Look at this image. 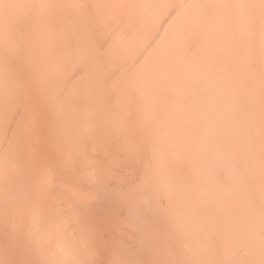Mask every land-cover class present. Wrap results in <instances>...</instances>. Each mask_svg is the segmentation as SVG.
<instances>
[{
    "label": "bare ground",
    "instance_id": "obj_1",
    "mask_svg": "<svg viewBox=\"0 0 264 264\" xmlns=\"http://www.w3.org/2000/svg\"><path fill=\"white\" fill-rule=\"evenodd\" d=\"M67 16H68V19H71L72 22L75 21L73 22L74 23L73 28L71 26V22L68 19H67L68 21L63 20ZM75 18H77V20H75ZM78 18L82 22L78 21ZM84 21L90 22V24H91V21H93L92 26L95 25L93 26V28L96 30V27H98L96 32L99 38L98 37L96 38L97 35H94L96 34L94 29L93 30L89 29L91 28V25L89 23H88L89 25L84 24ZM69 22H70V26L67 25L69 24ZM76 22L77 24L75 25ZM65 24L68 26L69 29L71 28L70 32L68 29L67 30L64 29V26H66ZM80 24L82 26L88 25L86 26V28L90 32L86 30V32L81 33V31H85L86 28L84 26L85 29L83 28L81 31H79L82 28V26L81 28H79ZM104 25H105V28H104ZM106 25H108V28ZM111 25L113 29L111 28ZM100 26H103L104 30L107 29L106 30L107 32L111 31L110 32L111 34L109 35L110 37L104 36V34L106 36L108 34H106L107 32L104 33L105 31L104 30L102 31V28H100ZM55 27H58L60 30L59 31L55 30L56 29ZM61 30L64 31L65 34H63ZM98 30L102 31L101 35L98 34L99 33ZM67 32H69V34H67ZM85 33L88 35L86 36ZM89 34L94 35V36L90 35L91 36L90 40L88 39ZM31 35L34 37L31 38ZM111 35H113L112 37H115V38L112 39ZM29 36L31 39L29 38ZM83 36L85 39L83 38ZM101 36L102 37L104 36L105 38L103 39ZM100 37L102 39H100ZM35 38H36V41H35ZM93 38L95 40L97 39L96 41L98 42L93 41L95 43H92V40H94ZM109 38L112 41L108 40ZM67 40H68V43L70 42L69 44L66 42ZM107 40H108V43L109 42L111 43V45L114 44L113 45L114 47L111 46L110 43L109 44L105 43L106 45L108 44L106 46L104 42L105 41L107 42ZM32 41L34 43L30 44V42ZM59 41L63 44H61ZM85 41H87L86 43L88 44L90 42V44L89 45L86 44ZM100 41L103 42V46L105 45V47L102 46V43ZM99 42L101 46L99 45ZM64 44L67 46H65ZM32 45H34V48L36 47L37 48L33 49L34 51L31 48L33 52L30 50L32 54H29L30 52L28 50L30 47H32ZM60 45H62V47L64 46V48L63 49L62 47L59 48ZM68 45H70L71 47L69 46L70 47L69 48ZM92 45L93 46L95 45V47L97 46L96 49L98 50H96L95 47H93ZM27 46H30V47L28 48ZM26 48H28L27 49L28 52H25ZM72 48L75 50V52L73 51ZM99 48H100V51L102 52L103 51L105 52L104 48H106L107 51L108 49L111 48V51L110 52L108 51L109 53L107 54V56L104 55L106 56V59H103L105 60V63L103 65L100 63H96L97 65L96 64L92 65L91 63L97 62V60H99L98 58H100V56L103 58L104 56L102 55L106 53V52L105 53L103 52L102 54L101 52H99ZM92 49H95V50L93 51ZM57 51H62L63 53L65 51L64 54H66L65 56L67 57H65L62 52H60L61 53L60 54V53H57ZM96 51L99 52V53H96L97 55L95 54ZM66 52L67 53L69 52V54L67 55ZM56 53L59 55L58 58L56 56L57 55ZM21 54L22 55L25 54V55H23L22 57ZM52 54L55 55L56 59L52 57L53 56ZM32 55L34 58L36 57L35 59L38 60V63L41 64L40 61H42V64L41 65L39 64L40 66H42L41 70L39 69L40 66L38 65V63H36L37 61L33 59ZM62 55L65 57V60L68 63L64 61L63 59L64 57ZM87 55H90L91 57L89 56L87 57ZM43 56L46 58H44ZM21 57L23 60H25V63L27 62V64L31 62V61H27L29 58H32L29 60L35 61L34 63L31 62L33 63L32 66L36 63L35 65H37V67L39 66L38 70L40 71V74H41L39 75L41 77L43 76L44 78L43 77L42 78L44 80L49 79L45 81L47 82L48 87H47V84L44 82H43L44 85H40L42 83V80L40 83L39 81L38 83L37 81H35V80H38L37 77L35 76L36 75L38 76L37 73H39L37 72L38 70L36 71L32 69L33 67H35V65L31 67V63H30L28 64V66L30 65L29 68H31L30 69L31 71L29 70L27 65H26V70L28 69V71L25 70L24 68L25 66L22 65L23 60H21ZM47 57L50 58L51 60L49 61ZM94 57H96L97 60L94 59ZM18 58L21 60V63L19 62L20 60ZM53 58H54V62L56 60L58 61H56V63L52 62ZM102 58H100V60L103 63L104 61L102 60ZM90 59L91 60L93 59L95 61L91 62L89 61ZM133 59H136L135 62L133 61ZM46 60H48V63L45 62ZM11 61L14 63H12ZM43 61L45 62V64L43 63ZM60 61L63 64L65 62V64L63 65ZM15 62H17L18 64H21L20 66L18 65V67H21V66L23 67L22 69L26 71V72L23 71V73L29 72L28 74H25L27 75V78H24L26 77L25 75H19V74H18L19 76L16 75V73L19 72L18 69L20 68L17 67V64ZM49 62L53 63L54 65L51 63H50L51 64L50 66L47 65L49 64ZM14 64L16 66L15 68L17 69L14 68ZM84 64L87 66H85ZM90 64H91L90 67L93 68L92 70H88V66ZM45 65L46 67H53V66L55 67V68L53 67L55 70L52 68V70H54L53 71L54 75H52L51 69L50 70L48 69V71L46 70L48 73H51V78L52 76L53 77L55 76L54 80L53 78L50 79V74H47L46 71H44L45 69H43V67H45ZM115 65L117 68L115 67ZM83 66H84V69H83ZM96 66H99L100 68ZM74 67L78 71L81 70V75H84V71L86 70V74H85L86 77L80 76L82 81L85 78H86V81L85 80L84 82L79 81L78 84L80 85L81 83V86L79 87L76 86L77 84L75 85L74 88H72L73 85L71 86L69 84H68V87L71 86V88L73 89V92H75V90L78 91L79 89H82L83 91L85 89V86L83 88L81 87L83 85H86L88 89L94 90V91L93 92L91 91L92 93L90 92L92 94L91 96L92 98L90 97V95L89 96L87 95L88 97L84 96L81 98L79 97L80 99H78L77 92H76V95L75 93L74 94L72 93L71 95H69L68 101L66 100L67 103L69 102L67 105L71 103L70 107L66 109L68 110V113L71 112L73 114L68 115L69 117L65 115L63 117L68 119V122L70 121L71 125L75 124L74 125L75 127L73 125L71 126L69 123L71 128L69 125H68V128L70 129L71 135H69L68 129L64 132L65 136L63 135V139L66 138L64 140L65 142H67L66 143L67 145L68 143H70L68 145L70 148L67 145H65V147L63 145L65 150L59 149V147H57L59 151L56 150V152L57 153L59 152L58 155H60L58 157V160L60 158V161H57V162L59 163L61 162L59 166H62L63 164L62 167H64L65 166L64 164L67 163V166H65L64 168L66 167L68 168V166L70 165L68 164L70 163V161L68 160L69 158L71 160V164H73L72 161L75 162L74 164L75 166L74 165L73 166L75 167V169L78 168V170L77 169L75 170L76 172L75 175L73 173L74 169L73 171L70 170V173L72 172L74 177L72 176V173H71L69 175V179H64V180L61 179L63 183L67 181L66 183H68V185L70 186L71 183L69 182L71 179L73 181L76 179L75 178L76 174L80 175L81 173L82 175H84L85 171L81 167L83 166L85 167L87 171L86 174H88L87 176H85L86 179H84V176L81 175L84 180L80 179L81 177L79 176H77L79 179L75 180V181H78V184H80V186H82L80 187L81 191H83L84 189L86 190L88 189L89 191H91L92 189L94 190L95 188H98L97 190L99 191L100 187L103 189L106 187H110L111 185L109 184H112V187H113L114 186L113 183H109V182L111 179L114 181V178L116 177V175H117V183L120 184L122 181H120L121 179H119L118 181L119 174L117 173V171H115L117 174L112 173V172L111 173L109 172V174H107L106 179L109 178V180H107L108 182H106V179H104L105 177H102L104 175V172H107L106 169H108L107 166L106 168H103L105 166L104 164H106L109 161L108 160L107 162H105V160L110 155V158L112 159V161H115L114 159L116 157H118L119 159L120 154L118 152V149H120L121 146H122L121 148L127 149L128 151L130 149L131 142L134 143V140L136 142L138 141L139 143L140 141H143V145L146 144L145 146L141 145L142 142L140 144L137 142L138 146L139 145L141 147L143 146L142 149H139V147H135L137 148L136 151L141 150L140 153L141 152L143 153V155L142 153L140 155V153L138 152L137 154L138 158L140 156L145 157L146 153L144 152H146L149 148L150 150L149 157L151 158V162L148 158H144V160H142L144 163L141 161L138 164V162L137 163L134 162L135 157L133 158V155H131V154H134L133 151L132 153L130 151L131 154L129 153V151L120 152L122 156L124 155V153L127 152L128 154L127 153L126 154L133 160L132 162L131 159L129 160V157L125 156L127 158V161H126L127 166L126 165L125 166L127 169H129L130 173H133L134 175L133 177H135L136 184L133 187H132L133 184L128 185L130 189L129 188L126 189L127 185L126 187L124 186L126 191L133 190L127 195L126 193H128L129 191L125 193L123 192L126 196L124 194H121V192H117L118 195L113 193V195L114 197L117 196L116 198L118 199H120L119 195H121V198H123L122 199L123 201H125V199L128 196L126 216H129V217H126L128 219H125L126 222L124 221V223L126 224L129 223L127 221L129 220L130 215H131L132 218H130V220L132 219V221L137 219V217L140 218L136 220V223L133 221L136 226H138L137 221H140L141 219L147 221V219H149L147 221V224H149L150 226L146 225L147 227H149V229H151L149 230V233L150 231L156 230V229L157 231H154V232L158 234H159L158 231H161L160 232L161 237H159L161 238V240L159 239L160 250L157 247L159 243V242H156L157 239L154 241L153 239H150V237L149 238L144 237V239L145 238L147 239V240L145 239L146 241L151 240L150 242L151 244H149V242L147 243L145 242V245H143L142 249H144L146 245L149 244L147 245V247L150 246L149 247L150 250L154 247L153 250H151V252L156 251V255L154 253L149 252V254L151 255L150 257L152 259V262H151V259L149 258H148L149 260L147 259V255L144 256V259H145L144 264H147L146 260L151 262L152 264L154 263L155 264H264V0H0V219L6 220V218H8L6 221L7 222L11 221V222H8V224L12 223V225L6 224L7 226H9V230L11 231V233L12 232L14 233V231L18 230L17 229L19 228L18 222H20L21 224L24 221V223L26 224L25 227H26L27 233L25 232V230L22 231L23 229L20 231H22V233L25 232L23 234L27 235L28 240L26 241H29V242H31V240L33 241L34 243L33 246L37 247V249L36 247L34 248V250L36 249L35 250L36 252H38L40 249L46 250V252H48V254L46 255L44 253H40V251L45 252L42 250H40L37 253V257H39L38 255H41V254H44L45 256L43 257V255H41L42 259L39 257L41 261H43L42 264H50V263L51 264H83L84 259L82 257H84V254L82 253L79 254V250L82 251L81 248L84 246V243H85V246L83 247V251L86 249H89L86 246H88L90 243L89 242L87 245L86 241L88 239L84 241L85 240L84 237L90 236V239H91L94 236L95 237V238L93 237L94 240L98 239L97 241L95 240L96 242L95 244H94V240H91L90 244L92 246V244L96 245L97 242H100L99 240L101 238V234L100 233H99L100 235L97 234L100 237L99 238L96 236V232L90 233V231L87 230L88 227L85 229L86 224L89 225L90 223L88 221V217L86 216L87 221L89 223L83 224L81 227L84 226L83 228L87 230V232L88 231L89 232L88 234L87 232H85L86 234L83 233L84 236L80 235L82 234L81 229H83L81 228L80 229L81 231H79L81 233H77L80 236L78 237V235L76 234L77 238L81 240L76 239V236H75L76 232L73 233L74 228L67 227L68 224H70L71 222V221L68 222L69 217L68 219L67 218L63 219L65 214L63 215L62 213L63 208L59 206V204L62 201L60 202L59 200L55 201V203L58 205L57 208H56V204L55 205L53 204L54 202L51 203V201L48 200V202H50V205L53 204L56 209H59V212H56V210H54L55 208L52 205L51 206L54 209L48 210L49 207L45 205V203H47L45 198L43 199H45L46 202L44 201L42 205H40L39 201L37 202V204L39 203L38 204L39 206L38 207L36 205L35 206L39 209H34L35 210V211L33 210L34 212L27 213L28 210L27 211H24V209L22 210V207L20 206L21 204L23 205L24 203L20 202L22 200L21 196L19 195L21 192H18L21 190L20 189L18 190V188H15L17 187L15 184L17 183L13 185V182H16L15 180L17 176L14 175L16 177H13L15 178L13 182H12L13 178H11L14 174L13 170L15 169L16 165H18L19 167L23 163V162H19V159L21 160V156H19V158H16V157L18 156V154H20V150L22 149H24V151H26L27 148L29 149L31 148L30 150L32 149L37 150L36 146L37 148L39 146L37 143H41L40 137L43 135L41 134L40 136L38 135V133H34V132H33L34 133L33 135H30L32 133L25 130L23 127L20 129L16 125L18 124L21 127L22 120L15 121L16 119L15 116L17 115H14L15 117L13 118L14 121L10 122L11 121L10 115H8L9 117H7V114L8 113L10 114V112L8 110V113L5 114L4 110L6 107L15 106L16 108V105H15L16 103L21 104L22 102L21 100H23L21 99V97L25 96L23 93L21 96L19 95L20 97L19 99L16 97L17 95L15 96V100L12 98L14 101L12 100L11 101L13 103L16 102L14 105L11 106L10 103H9L10 106L6 105V103L11 102L9 98L11 95L13 96L12 92L16 93L17 89L18 91H21L23 90L22 89L23 87L25 89V86H27L25 83H28L27 81L29 82L32 81L33 83L31 82L29 84H33V87L41 86L38 88H40V90H44L45 93L48 91H46L45 87H42V86H46L49 89L51 87L50 90L55 92L56 89L61 88V86H63L64 84L65 85L67 84V82L64 81V79L69 81L68 79L70 78L69 75L73 73ZM90 67L89 69H91ZM13 68L16 71L18 70V72H16L15 70L13 71ZM97 68L99 71L97 70ZM115 68L117 70H114ZM75 69L74 71H76ZM67 70H70L69 73ZM43 71L46 73L48 78L46 77L45 74H43ZM118 71L119 73L121 72L120 76L116 77L114 81V79L111 77L117 76ZM32 72L35 74V76L33 75L34 77L33 76L30 77L29 75ZM77 72L75 73L77 74ZM111 72H113V74ZM12 73H15V74H12ZM79 73L80 72H78V74ZM93 73L95 74V76L93 75ZM123 73L125 77L122 75ZM11 74L14 77L11 76ZM15 75L16 77H18L20 85L24 81L25 85L22 83L24 86H21L22 87L20 88L21 90H19V88H17V86L14 85L16 86L17 89L15 88L16 90L13 91L14 86H11V82H12L11 78L13 77V80L16 79ZM109 75H111L110 78H109ZM20 76L21 78L23 77V79H26V80L20 79L19 78ZM30 78H33V79L35 78V80L33 81V79L31 80ZM103 79L104 80L107 79V82H105ZM108 79H112L113 81L109 80L110 81L109 83ZM117 79H118V82H116ZM18 80H17V83H18ZM60 80L62 82H60ZM102 80L104 81V83L108 84L106 85V87H104L105 84L103 83ZM101 81L103 84L101 83ZM58 82L60 84H57ZM87 88L84 91L86 92V94L89 93L87 92L89 91L87 90ZM99 89H101L102 92ZM37 90H35V92ZM104 90L106 94H108L107 92H109L110 94H113L115 96L117 95L122 96L121 103H120V105H123V107L121 106L123 110L120 108L123 111L122 113L121 111H119L120 109H118L119 108L118 105H115L116 107L118 106L117 108L118 110H116V107L113 106L114 98L111 97L110 95L107 96L104 93ZM98 92H99V97H102L105 99L108 98V99L107 100L102 99L101 102H100L101 99L97 98L98 100H96L93 97L94 96L93 93H95V97H98L97 95ZM28 94H31V93H28ZM74 97L77 98L78 100L77 99L75 100ZM16 98L20 100V102L19 101L17 102ZM83 98L85 102L83 101ZM85 98L88 101L90 100V102L85 100ZM81 99H82V103L84 102L86 103V105L88 104V106L89 104H91L92 100L94 101V102L92 101V104L90 107L92 108L95 106L94 104H96L97 106L95 107L96 110L95 109L92 110L91 108L89 109L94 112V111H97V109L99 108L98 114L97 112L96 114L94 113L95 117L94 115H91L92 111L88 112L89 109L87 108L86 109L88 111L86 112H88V114L83 110L84 112L80 111V114L78 113L77 115V112H79L78 111L79 107H81ZM112 99H113V102L111 103ZM43 100L44 102L47 101L45 100V98ZM108 100H110V102ZM78 101H80L79 102L80 104H76L75 106H73L74 104L72 103H78ZM103 101L104 103L102 104ZM116 101L118 100H115V102ZM105 102L110 103L111 107L112 108L115 107V109H112L110 105ZM118 102L115 104H119ZM47 103L49 104V102ZM84 103L82 105H84ZM99 103L102 104L101 107L99 106ZM18 104L17 106H20V104L19 105ZM45 105L43 103L42 109H45L44 108ZM76 106H79L77 107L78 109L75 108ZM33 107L34 106L29 108V110L34 111L32 109ZM40 107L42 106H39V108ZM103 107H106V109H103ZM125 107L128 109V111L127 109H125ZM71 108L76 111L71 110ZM82 109H85V108H82ZM22 110H23L21 111L22 113L20 112L21 115H23L25 111L24 109ZM102 110H105L107 113L103 112L104 117L102 118H103L104 124L102 123V119H101V122L100 121L99 122L102 124L99 123L100 124L99 125L98 119L96 121L94 118H97V116L101 118L100 115L103 116ZM124 110L128 112V115H129L128 118ZM16 112H18V110ZM26 112L29 113L31 116H32L31 114L32 112L25 111L24 114L27 116L23 115L24 117H27L26 118L27 120L26 121L24 120V122L25 123L27 122L28 124L29 122L28 119H30V121L32 120H31V116L29 114H26ZM81 112L85 113V115L82 114ZM132 112H134V114ZM39 113L40 112H38V114L36 112H33L32 118L36 117L38 119V117L41 116L39 115ZM16 114H19V113H16ZM35 114H37L38 117ZM73 115H75L74 116L75 118L73 117ZM5 116L10 119L6 120ZM70 116L72 117L70 118ZM79 116L81 119H79ZM133 116L134 118H132L133 119L132 120L131 117ZM73 118L75 119L74 120L75 122L77 121L76 123L75 122L73 123L72 121ZM82 118H83V121H82ZM136 118H138V120ZM41 119L42 118H40V120ZM134 119L137 120L136 125L133 124ZM78 120H80V122L82 123V124L80 123L81 125L79 124ZM5 121H8L10 123L8 124V122H5ZM24 122H23V126L25 127L26 125ZM63 122L65 121H62V124ZM11 123H13L15 127L12 125H11L12 127H10ZM19 123H21V125ZM94 123L96 124L95 126H94ZM4 124H7V126L9 125V127L11 128V131H9L8 130L9 127L5 126ZM3 125L7 127L8 129L3 127ZM34 125L36 127V125L38 124L35 122ZM40 125L41 124L39 123V126L37 127L40 128ZM104 125L105 127L107 125L110 126V127H107L108 131L111 130L110 133L115 132L116 135L112 133V135H114L115 137L119 136L122 139L123 136H126L128 139L126 143L125 141L124 142L120 141L122 145L120 144V142L117 143L118 147L119 145L121 146L119 148L117 146L114 148L115 149L114 151L115 153L113 152L114 154L111 152H108L107 158L104 156L106 154L105 148L108 145V143L106 142H109L111 146V143L114 140H112L110 136H107V134L109 135L107 131L104 132L105 134L103 136L104 139L100 138L103 135V132L102 131L100 132L99 129L97 130L96 126H98L99 128V126L103 127ZM31 126H29L28 129H30ZM35 127H32V129ZM37 127L36 129L38 130ZM65 127L66 126H64V128ZM105 127H103V129L101 130H104V129L106 130ZM15 128L17 130L20 129V131L15 130ZM12 129L13 131H17V133L20 132V134L22 132L24 133V130L26 132H29L30 134L29 133L28 134L24 133V134L25 136H27L29 140H31V142L29 140L27 141V138L25 139L24 136H23L24 139L21 138L23 134L21 136L19 135L20 140L17 137L12 138L13 140H11V137L14 134H16L12 131ZM92 129L94 130V132L95 130L97 132L99 131L98 132L99 134L97 135V132L96 133L93 132L94 137L92 133L90 135V132L93 131ZM7 131H9V133L13 132V134H10L8 138V142H6L7 141L6 140L5 141L6 144H4L5 142L3 140L6 139L4 137L5 136L8 137V134H9L7 133ZM88 133L90 136H92V140L94 139L93 141H95L96 139L95 137L98 136V138H100L99 142L101 144L97 143V139H96L95 144L93 142L96 148L93 146V144L91 145L89 140L87 139V138L91 139V137L87 135ZM36 134L38 135L36 136L38 138L35 137ZM70 136H71V139H70ZM107 137H109L108 141L105 140L107 139ZM126 137L124 138V140L126 139ZM33 138H36L37 142L35 140V144L37 145L34 144ZM83 139L85 141H83ZM129 139L131 141H129ZM22 140H23V143H22ZM67 140H70L71 142ZM92 140H90L91 143H92ZM101 140H104L103 142L104 144L101 142ZM17 141L18 143L21 142V144L19 143V145H17L18 144ZM43 141H45V139H43ZM82 141H83V144L85 143L86 146L91 145L94 147L92 148V150H89V151H92L94 155L98 153L97 155L99 157L104 156L105 160H103V162L101 161V163L99 164V167H97L98 165L95 166L92 163L93 161H95L93 160V158L98 160L97 155L96 157H93L92 156L93 154L88 155L89 151L86 155L87 149H85L86 152L85 151L84 152L86 156L83 157L84 154L82 153V151L84 149L81 150V145H83ZM65 142L63 144H65ZM31 143H33L32 146H34L35 148L31 146ZM45 143L47 142L45 141ZM3 145H6V147L5 146H4L5 148L2 147ZM22 145L26 147V149L23 148ZM27 145H30V146L27 147ZM54 145H58V144H54ZM20 146H22L21 149H20ZM66 147H68L69 150ZM86 148H89V147H86ZM132 149H133V146H132ZM27 152L28 150L26 151V153ZM61 152H66V153H61ZM26 153L24 152V156ZM35 153H37V151H35ZM29 154L31 153L28 152V154H26V156L22 158L23 161L24 160L28 161L26 165L24 164L25 165L24 168L27 169L29 166L30 167L34 166L33 168H30V167L29 168L31 169L32 173L34 172L35 175H37L39 174V169L41 168L42 165L46 167L47 160L46 161L44 160V164H42L43 161L39 162L40 160L38 161L37 160L38 158H37L36 160L38 163L41 164V166L40 164L36 166L37 164L35 162L36 160H34L33 157L31 156H27ZM64 155H67L68 161L64 159L66 158ZM125 157H123L122 160L125 159ZM118 159L116 158V160ZM31 160L35 162L34 165ZM64 160H66V162H63ZM125 160H123V162H125ZM17 161L20 164L18 163L16 164ZM53 161L52 163H50L49 161L48 162L50 163V165L51 164L53 165V163L55 164V161L54 162ZM112 161H109V164H111ZM29 162H31L32 164ZM118 162L119 160L115 161L114 163L118 164ZM148 162L150 163L149 165L145 164ZM94 163H96V161ZM117 164H114V166L112 164V166L116 167L115 165ZM50 165L47 164L48 167ZM52 165H51V168L49 169L54 168L53 166H55L56 164L53 166ZM23 166L22 165L20 166L22 167V170H24ZM59 166L57 164V167ZM37 167H38V170L36 169ZM45 167L43 168L44 170H45ZM57 167L54 169L55 171L52 169L53 172L55 173H51L52 170L51 171L48 170L49 172L47 173L46 171V173L44 174L43 172L44 170L42 171L40 169L41 173L43 172L42 174L44 175L40 177L41 180L37 178V180H40V182L37 181L38 182L37 184H40L42 182L43 185L41 183L40 186L43 187L45 186L46 183L48 184V182L53 181L52 176L58 177V175L56 174L57 173L56 171H58ZM100 167L102 168L100 169ZM108 167L109 169H111V166H108ZM34 168L38 171V173L34 171L35 170ZM116 168L114 169L118 170L119 166ZM68 169H71V168H68ZM97 169L99 172L101 170L100 173H103V175L98 176L99 173ZM127 169L125 170V173L126 172L128 173ZM10 172H13L11 176H10ZM22 172H25V171H22ZM15 174H18L19 176L20 172L15 173ZM22 174L24 175V173ZM111 174L113 175L115 174L114 177L112 176V178H110ZM39 175L41 176V174ZM9 176H10V180L8 179ZM65 176L63 178H68L67 176L66 177ZM33 177L36 178L35 176ZM55 177H53L54 181L56 179ZM95 177L97 178V180H98V177L99 178L102 177L103 179H101V182L96 181L97 183L93 184L95 185L93 186L95 188H92V183L90 184V186L88 184L92 182L93 180H96ZM34 178H32V181L34 180ZM130 179L132 178L130 177ZM56 180L58 181V179ZM79 180H82V182L80 181L81 183H79ZM125 180L126 182L128 181L127 179H124V182ZM135 181H131V182L135 183ZM85 182L86 183L89 182V183L86 184ZM102 182H103V187L102 186L97 187L96 184L101 185ZM84 183L88 187H86ZM11 184L14 187L11 186ZM59 184L61 185L62 182ZM104 184L105 185L108 184V186H104ZM9 185L13 188H11ZM40 186H37L36 188L40 190L42 188ZM48 186H47L48 189L50 188L51 190L54 187V186L52 187V185H48ZM69 186L68 188H70ZM83 186L86 188H83ZM119 186L122 187V185H119ZM36 188L34 189L37 190ZM66 188L67 187L65 186V189ZM133 188H136V189H133ZM34 189L32 190L33 191L32 195L36 194L35 192L38 193V191H35ZM61 189H58L57 192L59 191L62 192ZM107 189L109 191V188ZM86 190L84 191L86 192ZM39 192L41 194V197H42V193H45V192H42V190ZM72 192L74 191L72 190ZM76 192L79 195L78 191ZM100 192L102 194V191ZM65 193L66 192L64 193L62 192L61 194H65ZM68 193H66V195ZM91 193L95 195L96 191H91ZM45 195H47V193H45ZM56 195H53V196H56ZM66 195L65 197L62 195L64 199L70 200L73 197V195H71L72 196L71 197L70 194L68 195L70 196V198L68 196L66 197ZM98 195L100 196V194ZM87 196L88 195H86V197L84 198H87ZM92 196L93 195H89V197H92ZM41 197L40 198L38 197L39 198L38 200H41L42 199ZM49 197L51 196H49L48 194V199H50ZM26 198L24 200H26ZM61 198L62 197L60 195V199ZM93 198L91 199L88 198L87 201L96 200ZM99 198H101V196ZM51 199L53 201L54 197L53 198L51 197ZM106 200H104V202ZM16 201L20 203H18L17 206L12 207L10 204L14 205ZM70 201L74 202L73 200H70ZM34 202H31V203H34ZM79 202L80 200L77 201V204ZM85 202L84 201L82 202L83 205L82 203L81 204L79 203V205L81 206L76 205L78 207H74V210H73V207L72 209L70 207H67V208H70L69 209L70 211L71 210L75 211V208L80 209V207L85 206L84 205ZM113 202H111L112 203L111 207L118 205L115 202L114 203ZM99 203L101 204V202ZM88 204L89 205L86 204L87 206L86 208L88 209V212H89L90 202ZM105 206L106 205L102 207H105ZM118 206H116L115 208H117ZM96 207L99 208L98 206ZM123 207L122 208L120 207L122 210L120 213V216H118V218L120 217V219L122 216L121 214L123 213ZM120 208H118V212L120 211L119 210ZM27 209H28V205H27ZM87 209H85V211ZM104 209H106V207ZM107 210H109V208ZM65 211L67 212L68 210L66 209ZM80 211L83 212V214H85L84 213L85 211H83L82 208ZM96 211H98V209ZM111 211H113V209ZM74 214H76V211ZM112 214L114 213L112 212ZM116 214L117 213H115V215L113 216L114 218ZM78 215L80 214L78 213ZM144 215H147L146 217H149V218H146ZM78 217L79 216H77L76 218ZM79 218H78L80 220L79 222H81V219L82 221L84 219V218H81V215ZM110 218L113 219L112 217ZM117 219L115 220L117 221ZM120 219H119L120 222H118L119 224L117 223V228L118 227L121 228V224H122L121 221L123 219V216H122V219L121 220ZM76 220L72 222L75 223ZM142 220L140 221V223L142 222ZM0 221H1L0 224H2L0 225V227L5 225L3 223H7L5 221H3L2 223V220ZM15 221H16V226H15ZM64 221L67 222L68 224L66 223L67 224L66 225ZM141 224L144 225L145 223L142 222ZM114 225L113 227L111 226L112 228L109 227L107 229L108 231H111V232L114 229L113 233L109 232L111 235H113V237L118 232V231L117 232L115 231L116 225L115 226ZM127 225L125 228L126 230L128 228ZM129 225L131 224L129 223ZM143 225H141V227H143ZM146 226L144 225V227ZM101 227L99 228L101 229ZM105 228H106V225H105ZM109 229H112V230H109ZM90 230H91V227H90ZM146 230L144 231L143 229V231L145 232V235L147 234ZM6 231H7V227H6ZM108 231H106V234L105 232L104 233L102 232V233L104 235H107ZM98 232H99V229L97 233ZM129 232H130L129 235L134 240V238L132 237L134 233L131 234V231ZM129 232L127 230V233ZM142 232L141 230H139V233L142 234ZM22 233L20 235H23ZM139 233H136V236L137 234L139 236ZM149 233L147 235H149ZM91 234L93 236H91ZM119 234L120 233H118V236L120 237V235L122 234L120 235ZM109 236L107 237V239L105 238L106 241H104L103 238L102 240L104 241L105 244L108 241L109 245H112L114 242L110 241L111 238L108 240ZM118 236L117 234L115 236L116 238H118V241H119V242L115 241V243L117 242V244L121 243L122 239H123L122 244L128 239L127 237L125 239L124 236H121V241H120ZM153 237L156 238L155 236ZM15 238H16V235H15ZM9 239H11V237ZM78 240L81 242L83 241V242L81 243ZM103 241L100 242L101 246L99 245L100 246L99 247L98 245H96V248L98 247L97 250L99 248L101 250V247H102L103 248L102 251H104L102 254L104 255L105 253V255L101 256L103 258H100V256H95V257H99L100 259L103 260V261L99 260V262L101 261L105 263L106 261L105 264L107 263L109 264V261L113 258V256L114 255L117 256L116 252H118V250L113 249L114 255L112 254L110 255V253L106 254L108 251V249L106 250V248L109 246H108V243H107V247L106 245L103 246L104 245V243H102ZM135 241L134 243L136 244H132L133 246L136 245L134 249L137 248V245H140L138 243H140L141 240H135ZM78 242L81 244L78 245ZM153 242H155V245L157 246H155ZM76 243L78 246L76 245ZM141 243H144V241ZM152 243H153V247H151ZM3 244L1 243L0 245H2L1 247L5 249L4 253L7 256L8 251L10 250L9 248L8 249L6 248L8 247L7 245L9 244L5 243L4 244L5 246ZM31 245L32 244H30V246ZM116 246L117 245H113V247H111V250L112 248L119 249L118 246L117 247ZM133 246L131 248H133ZM93 247H94V251H96L95 246H92L91 248ZM122 247L120 248L122 249ZM141 247L142 245H140V248L139 247L138 248L141 249ZM127 249L129 250L130 248H128L127 246ZM127 249L125 250L124 248L125 251H127ZM156 249H158V251ZM34 250H32V253ZM100 250H98L95 255L97 254L102 255L100 253ZM124 250L122 249V251ZM136 250L134 254L138 253L136 252ZM147 250L148 249H146V251L144 252V255L147 252ZM3 251H0L1 255L4 254L2 253ZM89 251L91 250H88L87 252ZM94 251L91 252V254L94 253ZM129 251H128V254L123 252L124 253L123 256H127V257H124V259L120 257L121 254L120 256L118 255V260H120L121 262V263L119 262L120 264H122L124 260H127V258H129V260L130 258H132V257H128V255L129 256L131 255ZM157 252L159 254L161 252V254L159 255ZM111 253H113V251H111ZM87 254L89 256V253ZM152 254L154 255L152 256ZM10 255L11 253L8 254V257ZM93 255L94 254H92V256ZM106 255H109V257L112 256L110 257V260L108 262H107L108 259L105 260ZM157 255H159V257ZM88 256L86 259L87 260L86 263L84 262L85 264L89 262ZM92 256L90 258L94 259L95 257H92ZM5 257H2L3 259H1V256H0V259L3 260V261L0 260L1 261L0 264H4V260H6ZM106 257L109 258L108 256ZM138 257H139V254H138ZM138 257L135 258V255H134L133 259L135 260L141 259L140 257L139 258ZM152 257H154V259ZM10 258L12 259L13 257L10 256ZM11 259L10 261H8V263L10 264L13 261V259L12 260ZM94 260H96V258ZM131 260L129 262H131ZM154 260L156 262H153ZM22 261L24 260L22 259ZM112 261H115L114 258ZM8 263H5V264H8ZM96 263L99 264L97 261ZM139 263L141 264V260ZM14 264H16V262H14ZM133 264H136V263H133Z\"/></svg>",
    "mask_w": 264,
    "mask_h": 264
},
{
    "label": "rangeland",
    "instance_id": "obj_2",
    "mask_svg": "<svg viewBox=\"0 0 264 264\" xmlns=\"http://www.w3.org/2000/svg\"><path fill=\"white\" fill-rule=\"evenodd\" d=\"M53 6H55V5H53ZM80 10H81V9H80ZM80 10H78V11H80ZM84 10H85V9H84ZM75 13H77V12H75ZM68 15H69V14H68ZM77 16H78V15H77ZM87 18H88V17H87ZM67 19H68V16H67L65 19H63V20H67ZM80 19H81V18H80ZM84 19H85V18H84ZM68 20L71 22V26H72V28H73V24H74L73 22H75V21L72 22L71 19H68ZM68 20H67V21H68ZM75 20H77V18H75ZM92 20H93V19H92ZM67 21H66V22H67ZM78 21H81V20H79V18H78ZM85 21H86V20H85ZM85 21H84V24H88V23L90 24V22H85ZM64 22H65V21H64ZM70 22H69V24H67V25L70 26ZM81 22H82V21H81ZM92 23H93V21H91V24H90V25H91V28H92V29L89 28L90 30H93V29H94L93 26H95V25L92 26ZM76 24H77V22L75 23V25H76ZM89 24H88V25H89ZM110 24H111V23H110ZM65 25H66V24H65ZM67 25H66V26H67ZM88 25H84L85 28H86V26H88ZM66 26H64V29H66V30L68 29L69 32H70V29H71V28L69 29L68 26H67V28H66ZM78 26H79V25H78ZM78 26H77V28H78ZM81 26H82V25L80 24L79 28H81ZM84 26H82V28H81L80 30H79V29H78V30L81 31V30L84 28ZM106 26H107V28H108V25H106ZM109 26H110V25H109ZM55 28H56L55 30H57V31L60 30L58 27H55ZM77 28H76V29H77ZM85 28H84V29H85ZM100 28H102V31H103L104 28H105V25H104V28H103V26H100ZM100 28H99V29H100ZM111 28H112V25H111ZM114 28H115V26H114ZM61 29H62V28H61ZM97 29H98V27H96V30H97ZM112 29H113V28H112ZM86 30H87V28L85 29V31H81V33H82V32H86ZM94 30H95V29H94ZM96 30H95V32H96ZM106 30H107V29L104 30V31H105L104 33L107 32ZM118 30H119V29H118ZM118 30H117V31H118ZM61 31H62V30H61ZM87 31H89V30H87ZM102 31H99V30H98V32H99L98 34L101 35V34H102V33H101ZM109 31H110V30H109ZM117 31H116V32H117ZM69 32H67V34H69ZM76 32H77V31H76ZM89 32H90V31H89ZM91 32H92V31H91ZM110 32H111V31H110ZM110 32H107V33H106V34H108L107 36H106L104 33H103V34H104L105 37H108V36L111 34ZM114 32H115V30H114ZM62 33L65 34L64 31H62ZM81 33H80V34H81ZM112 33H113V31H112ZM85 34H86V33H85ZM85 34H84V35H85ZM29 35H30V34H29ZM87 35H88V34H86V36H87ZM90 35H92V34H89V38H88L89 40H90V37H91ZM94 35H97V32H96V34H94ZM94 35H92V36H94ZM100 35H99V36H100ZM104 36H103V37L101 36V37L104 39V38H105ZM112 36H113V35H111V37H112ZM27 37H28V36H27ZM32 37H34V36L31 35V38H32ZM64 37H65V36H64ZM97 37H98V35L96 36V38H97ZM101 37H100V39H102ZM109 37H110V36H109ZM29 38H30V36H29ZM31 38H30V39H31ZM83 38H84V36H83ZM98 38H99V37H98ZM113 38H115V37H112V39H113ZM30 39H29V40H30ZM33 39H34V38H33ZM67 39H68V38H67ZM71 39H72V38H71ZM84 39H85V38H84ZM86 39H87V38H86ZM93 39H94V38H93ZM106 39H107V38H106ZM89 40H88V41H89ZM96 40H97V39H96ZM96 40H95V39L92 40V43L98 42V41H96ZM108 40H111V39L109 38ZM108 40H107V42L105 41L104 44H105V43H108ZM35 41H36V38H35ZM61 41H62V39H61ZM69 41H70V40H69ZM71 41H72V40H71ZM73 41H75V40H73ZM93 41H95V42H93ZM101 41H102V40H101ZM101 41H100V42H101ZM111 41H112V40H111ZM26 42H27V41H26ZM59 42H60V41H59ZM63 42H64V41H63ZM66 42L68 43V40H67ZM76 42H77V41H76ZM86 42H87V41H85V43H86ZM100 42H99V45H100ZM31 43L33 44L34 42L32 41V42H30V44H31ZM60 43H61V42H60ZM69 43H70V42H69ZM69 43H68V44H69ZM83 43H84V42H83ZM85 43H84V44H85ZM92 43H91V44H92ZM101 43H102V46H103V42H101ZM109 43H110V42H109ZM109 43H108V44H109ZM114 43H115V42H114ZM61 44H63V43H61ZM71 44H72V43H71ZM71 44H70V45H71ZM86 44H88V43H86ZM89 44H90V42H89ZM89 44H88V45H89ZM108 44H107V45H108ZM36 45H37V44H36ZM36 45H35V46H36ZM64 45H65V44H64ZM70 45H68V47H69ZM73 45H74V44H73ZM97 45H98V44H97ZM105 45H106V44H105ZM105 45H104L103 47H105ZM107 45H106V46H107ZM110 45H111V43H110ZM113 45H114V44H113ZM113 45H111V46H113ZM30 46H31V45H30ZM30 46H27V47L29 48ZM65 46H67V45H65ZM92 46H93V45H92ZM100 46H101V45H100ZM60 47H62V45H60L59 48H60ZM70 47H71V46H70ZM70 47H69V48H70ZM86 47H87V46H86ZM89 47H90V46H89ZM93 47H95V45H94ZM93 47H92V48H93ZM109 47H110V46H109ZM109 47H107V48H109ZM113 47H114V46H113ZM28 48H26L25 52H28V51H29V52H30L29 54H32L31 51H32L33 49H36L37 47L34 48V45H32V47H30L29 50L27 51ZM31 48H32V50H31ZM63 48H64V46L62 47V49H63ZM96 48H97V46L95 47V49H96ZM101 48H102V47H101ZM62 49H61V50H62ZM65 49H67V48H65ZM72 49H73V48H72ZM95 49H92V50L94 51ZM104 49H105V52H106V53H105L104 51H103V52H104L105 54H103V52L100 51V48H99V52H101V53L103 54L102 56H104V55L107 56V54L111 51V48L108 49L109 52L107 51L106 48H104ZM112 49H113V48H112ZM30 50H31V51H30ZM59 50H60V49H59ZM96 50H98V49H96ZM102 50H103V49H102ZM33 51H34V50H33ZM33 51H32V52H33ZM73 51L75 52L74 49H73ZM25 52H24V53H25ZM60 52H62V51H57V53H60ZM76 52H77V51H76ZM99 52L96 51L95 54H96V53H99ZM57 53H56V54H57ZM62 53H63V52H62ZM64 53H65V51H64ZM64 53H63V55L65 56L66 54H64ZM66 53H67V52H66ZM101 53H100V54H101ZM60 54H61V53H60ZM68 54H69V52L67 53V55H68ZM21 55H22V54H21ZM21 55H20V56H21ZM23 55H25V54H23ZM23 55H22V57H23ZM52 55H53V54H52ZM63 55H62V56H63ZM96 55H97V54H96ZM20 56H19V57H20ZM26 56H27V55H26ZM26 56H25V57H26ZM44 56H45V54H44ZM44 56H43V57H44ZM46 56H47V55H46ZM49 56H50V55H49ZM56 56H57V58H58L59 55L57 54ZM62 56H61V57H62ZM64 56H63V57H64ZM88 56L91 57L90 55H87V57H88ZM106 56H104L103 58L100 56V58H102V60H103V59H106ZM22 57H21V60H23ZM25 57H24V58H25ZM30 57H31V56H30ZM32 57H33V55H32ZM50 57H51V56H50ZM52 57L55 58V55H53ZM52 57H51V58H52ZM65 57H67V56H65ZM65 57H64L63 59H64L65 62H67V61L65 60ZM28 58H29V57H28ZM35 58H36V57H35ZM35 58L33 57V59H35ZM44 58H46V57H44ZM47 58H48V57H47ZM54 58L52 59V60H53L52 62H54ZM100 58H98V59L100 60ZM18 59H19V58H18ZM26 59H27V58H26ZM29 59H32V58H29ZM29 59H28L27 61H31V62H33V63L35 62L34 60L32 61V60H29ZM55 59H56V58H55ZM94 59H96V57H94ZM9 60H10V59H9ZM15 60H16V59H15ZM19 60H20V59H19ZM21 60L19 61L20 63H21ZM35 60H36V59H35ZM48 60L50 61L51 59L48 58ZM48 60H46L45 62L48 63ZM59 60H60V59H59ZM96 60H97V59H96ZM99 60H97V62H93V63H91V64L93 65V64H96V63H100V64L103 65V64L105 63V60H103V61H104L103 63L101 62V60H100V61H99ZM135 60H136V59H133L134 62H135ZM13 61H14V60H13ZM16 61H17V60H16ZM36 61H37L36 63H38V60H36ZM56 61H58V60H56ZM56 61H55L54 63H56ZM61 61H62V60H61ZM61 61H60V62H61ZM64 61H63V62H64ZM87 61H88V60H87ZM89 61L92 62V61H95V60H93V59L91 60V59H90ZM133 61H132V62H133ZM11 62H12V61H11ZM22 62L25 64V65H24V64L22 63V65L25 66V67H24L25 70H26V65L28 66V64L31 63V62H30V63L27 64V62L25 63V60H23ZM40 62H41V64H42V61H40ZM45 62L43 61L44 64H45ZM65 62H64V64H65ZM128 62H129V61H128ZM8 63H9V62H8ZM12 63H14V62H12ZM15 63L17 64V67H18V65H19V66L21 65V64H18L17 62H15ZM33 63H31V67H33V66L36 64V63H35V64L32 66ZM50 63H51V62H49V64H47V65L50 66L51 64H53V63H51V64H50ZM57 63H58V62H57ZM61 63H62V62H61ZM67 63H68V62H67ZM67 63H66V64H67ZM84 63H85V62H84ZM88 63H89V62H88ZM88 63H87V65H88ZM9 64H10V63H9ZM39 64H40V63H38V65H39ZM41 64H40V65H41ZM62 64H63V63H62ZM64 64H63V65H64ZM91 64L88 66V70H92V69H93L92 67H90ZM118 64H119V63H118ZM118 64H117V65H118ZM126 64H127V63H126ZM129 64H130V63H129ZM137 64H138V63H137ZM10 65H11V64H10ZM40 65H39V66H40ZM53 65H54V64H53ZM53 65H52V66H53ZM59 65H60V64H59ZM84 65H85V64H84ZM87 65H85V66H87ZM96 65H97V64H96ZM12 66H13V65H12ZM12 66H11V67H12ZM29 66H30V65H29ZM29 66H28V68H29ZM39 66L37 67V65H35V67H37V68L33 67L32 69H34V70L37 71L38 68H39ZM119 66H120V65H119ZM126 66H127V65H126ZM15 67H16V66H15V64H14V68H15ZM53 67H54V66H53ZM53 67H46V65H45V67H43V69H45L44 71H46V70L48 71V69H49V70H50V69L52 70ZM59 67H60V66H59ZM89 67H90L91 69H89ZM96 67H99V66H96ZM115 67H116V65H115ZM123 67H124V66H123ZM14 68H13V71H14L15 69H17V68H15V69H14ZM18 68H20L22 71H21L20 69H18L19 72H20V73H19L18 70H17V71L15 70L16 72H18V73L15 72L16 75H18V74H19V75H25V74H28V73H29V72H28V73H25L26 71H28V69L25 71L24 69H22V68H23L22 66H21V67H18ZM41 68H42V66H40L39 69L41 70ZM54 68H55V67H54ZM54 68H53V69H54ZM61 68H62V67H61ZM94 68H95V67H94ZM99 68H100V67H99ZM116 68H117V67H116ZM116 68H115L114 70H117ZM127 68H128V67H127ZM30 69H31V68H29V70H30ZM43 69H42V70H43ZM74 69H75V67H74ZM74 69H73V73L76 74L75 72H77L78 70L75 69L76 71H74ZM81 69H82V67H81ZM83 69H84V66H83ZM86 69H87V68H86ZM120 69H121V68H120ZM120 69H119V70H120ZM54 70H55V69H54ZM54 70L51 71V72H52V75H54V72H53ZM71 70H72V69H71ZM97 70H98V68H97ZM122 70H123V68H122ZM23 71H25V72L23 73ZM30 71H31V70H30ZM44 71H43V74H45V75H46V73H47V74H50V79H52V78H53V80L55 79V76H54V77L52 76V78H51V73H48L47 71H46V73H45ZM67 71H68V73H69L70 70H67ZM67 71H66V73H67ZM98 71H99V70H98ZM33 72H35V71H33ZM33 72L31 73L32 75L29 74L30 77L33 76V75L35 76V74H34ZM37 72H39V73H37L38 76L36 75L35 77H37L38 80H35V78H34V79H33V78H30V79H31V80L33 79V81H34V80L37 81V83H38V81H39V83H40L41 80H42V83H41L40 85H44V83L47 84V82H45V81H46V80H49V79H45V80H44V79H43L44 77L42 76V77H43V78H42V77L40 76V75H41V74H40V71L38 70ZM41 72H42V71H41ZM71 72H72V71H71ZM78 72H80V73L78 74ZM78 72H77L78 75H77V74L74 75L73 73H72V74L70 73V74H71V75H69L70 78H68L69 81L64 79V81L67 82V84H66L67 87H66L65 84H64L63 86L60 85L61 88L56 89L55 92H53V91L50 90V89H51L50 85H49L50 89L47 88V87H48V84H47V87H46V86H42V87H45L46 91H48V92L50 91L49 93H48V92L45 93L44 90H40V88H38V87H41V86H38V87L35 86V87H33V84H29V83H31L32 81H31V82L27 81L28 83H25L27 86H25V89H24V87H23V88L21 87V86H24V85H25V84H24V81H23V82L21 81L24 85H23L22 83H21V85H20L19 80H18V77H16V75H15L16 79L13 80V77H14V76H13L12 74H15V73H12V74H11V76H13V77L11 78V81H12V82H11V86L16 85L17 88H19V90H21L20 88H22L23 90L18 91V89L16 88V86H14V90H13V91H15V90L17 89V90H16V93H15V92H12L13 96L11 95L10 98H9V100H10V101H11V100L14 101L16 95H17L16 97L19 99V98H20L19 95L21 96L22 93H23L25 96H22L23 98L21 97V99H23V100L25 99V100H24L25 102H24L23 100H21V101L23 102V104H22V102H21L22 105L19 103L20 106H17L18 103L15 102V103H16V104H15V103H13L12 101H11L12 103H11V102L6 103L7 106L9 105V103H10L11 106L15 104V105H16V108H18V109H16L15 106H14V107H6L7 109L5 108V110H4V111H5V114L8 113V110H9L10 114L8 113V114H7V117H9L8 115H10V118H11V119H10V118H7L6 116H5V117H6L5 119H6V120H7V119H10V120H11L10 122H12V121H14L13 118L16 117L15 121L22 120V122L20 121V122L22 123V126L20 127L18 124H17L16 126H18L20 129L23 127L25 130L29 131V132L32 133V134H30L29 132H26L25 130H24V133H27V134L29 133L30 135H33L34 133H38V135H40V136H41V134L43 135V136H41V137L39 136V137L41 138V140H40L41 143H37V144L39 145L38 148H37V146H36V149H37V150H35V149H34V150H33V149L30 150L31 148H30V149H29V148L26 149V147H24L23 145H22V146H23V148L26 149V151L28 150V152L31 153V154H29V155H27V156H31V157H33L34 160H36V159L38 158L37 160H38V161L40 160L39 162H42V161H43L42 164H44V160H45V161L47 160L46 163H47L48 165H50V163H52V161L54 160L56 165H55L54 163H53V165H55V166H53V165L51 164V165L54 167V168H52L53 170L57 167V164H58V166H59L60 163H61V162H60V163L57 162V161H60V158H59V160H58V157L60 156V155H58L59 152H58V153L56 152V150L59 151L57 147H59V149H62V150L64 149V150H65L64 147H65V145H67V144H66L67 142H65V140H64V139H66V138L63 139L64 132L68 129V131H69V135H71V133H70V129L68 128V125H69L70 121L68 122V119H66V118L63 117L64 115L67 116V117H69L68 115L73 114V113H71V112H69L70 114L68 113V110H67V109H68V107H70V104H71V103H70L69 105H67L69 102L67 103L66 100L68 101L69 95H71L72 93H73V94L75 93V95H76V92H77V98L80 99L81 97H84V96H87V95H88V96L90 95V97H91V96H92L91 93L94 91V90H90V89H88V88L86 87V85H83V84H82L83 86H82L81 88H83V87L85 86V89H84L83 91H82V89H79V90H81L82 92L79 91L78 89H77L78 91L75 90V92H73V89H72V88H74L76 84H77L76 86H78V87L81 86V83H80V85L78 84L79 81H82L81 77H82V76H85V77H86V75H85V74H86V70L84 71V75H81V70H79ZM89 72H90V71H89ZM116 72H117V71H116ZM122 72H123V71H122ZM22 73H23V74H22ZM111 73L113 74V72H111ZM120 73H121V72H120ZM120 73H119V71H118L117 76H115V77L112 76L111 78H113L114 81H115V78H116V77H119V76H120ZM39 74H40V75H39ZM19 75H18V76H19ZM66 75H67V74H66ZM66 75H65V76H66ZM93 75L95 76L94 73H93ZM115 75H116V73H115ZM122 75L125 77L124 73H123ZM25 76H26V77H24V78H27V75H25ZM34 76H33V77H34ZM72 76H73V78H72ZM75 76H76V77H75ZM80 76H81V77H80ZM110 76H111V75H109V78H110ZM40 77H41V79H40ZM46 77H47V75H46ZM66 77H67V76H66ZM85 77H84V78H85ZM121 77H122V76H121ZM19 78L22 79V80H26V79H23V77L21 78V76H20ZM47 78H48V77H47ZM63 78H64V77H63ZM71 78H72V79H71ZM84 78H83V79H84ZM93 78H94V77H93ZM61 79H62V78H61ZM70 79H71V80H70ZM101 79H102V78H101ZM120 79H121V78H120ZM123 79H124V78H123ZM17 80H18V83H19V84L17 83ZM27 80H28V79H27ZM43 80H44V81H43ZM53 80H51V81H53ZM72 80H74V81H72ZM84 80L86 81V78H85ZM84 80H83L82 82H84ZM103 80H104V79H103ZM103 80H102V81H103ZM109 80L113 81L112 79H108V82H109V83H110ZM15 81H16V82H15ZM102 81H101V83H102ZM104 81L107 82V79L104 80ZM104 81H103V83H104ZM14 82H15V83H14ZM43 82H44V83H43ZM48 82H49V81H48ZM60 82H62V81L60 80ZM76 82H77V83H76ZM116 82H118V79H117ZM121 82H122V80H121ZM13 83H14V84H13ZM16 83L19 85V87H18V85H17ZM32 83H33V82H32ZM64 83H65V82H64ZM103 83H102V84H103ZM28 84H29V85H28ZM57 84H60V83L58 82ZM61 84H62V83H61ZM68 84L71 85V86L73 85V87H72V88H71V86L68 87ZM84 84H85V83H84ZM102 84H101V85H102ZM104 84H105L104 87H106V85H108V84H106V83H104ZM35 85H36V84H35ZM37 85H38V84H37ZM52 86H53V85H52ZM102 86H103V85H102ZM57 87H58V85H57ZM94 87H95V86H94ZM94 87H93V89H94ZM15 88H16V89H15ZM27 88H28V89H27ZM86 88H87V90H89V91H87V92H89V93H90L91 91H92V92H91L90 94H89V93L86 94V92H84V91L86 90ZM102 88H103V87H102ZM12 89H13V87H12ZM29 89H30L31 91H30ZM33 89H34V90H33ZM37 89H38V90H37ZM43 89H44V88H43ZM47 89H48V90H47ZM60 89H62V90H60ZM65 89H66V91H65ZM68 89H69V90H68ZM96 89H98V88H96ZM35 90H37V91L35 92ZM99 90L101 91V89H99ZM17 91H18V92H17ZM71 91H72V92H71ZM96 91H97V90H96ZM20 92H21V93H20ZM34 92H35V93H34ZM38 92H39V94H38ZM51 92H53V93H51ZM101 92H102V91H101ZM101 92H100V93H101ZM14 93H15V94H14ZM28 93H31V94H28ZM104 93H105V90H104ZM107 93H108V94L105 93L107 96L110 95L111 97L114 98V102H113V99H112V101H111V103H112V102L114 103L113 106H115V105H118V106H119V108H118V106H117V107L115 106V107H116V110L120 109L121 106L123 107V105H120V103H121V99H122V96H121V95H117V96H115V95H113V94H110L109 92H107ZM63 94H64V95H63ZM66 94H68V95H66ZM83 94H85V95H83ZM35 95H37V96H35ZM49 95H50V97H49ZM75 95H74V96H75ZM81 95H82V96H81ZM93 95H94L93 97H94L96 100L101 99L100 102L102 101V99H105V98L99 97V92H98V94H97L98 97H95V93H93ZM97 95H96V96H97ZM102 95H103V94H102ZM26 96H27V97H26ZM41 96H42V97H41ZM47 96H48V97H47ZM72 96H73V95H72ZM88 96H87V97H88ZM118 96H119L120 99L118 98ZM58 97H59V98H58ZM61 97H62V98H61ZM79 97H80V98H79ZM87 97H86V98H87ZM90 97H89V98H90ZM104 97H106V96H104ZM111 97H110V98H111ZM12 98H13L14 100H13ZM17 98H16V99H17ZM31 98H32V99H31ZM35 98H36V99H35ZM41 98H42V99H41ZM44 98H45V100H47L46 102H44V100H43ZM46 98H47V99H46ZM70 98H71V96H70ZM74 98H75V97H74ZM77 98H75V100H76ZM86 98H85V100L88 99V98H87V99H86ZM91 98H92V97H91ZM91 98H90V99H91ZM94 98H93V99H94ZM97 98H98V99H97ZM18 99H17V102H18V101L20 102V100H18ZM78 99H77V100H78ZM107 99H108V98H106L105 100H107ZM28 100H29V101H28ZM33 100H34V101H33ZM75 100H74V102H75ZM96 100H95V101H96ZM105 100H104V101H105ZM115 100H118V101H120V102H118V101L115 102ZM35 101H36V102H35ZM40 101H42V102H40ZM83 101H84V98H83ZM87 101H88V100H87ZM92 101H93V100H92ZM92 101H91V104H92ZM104 101L102 102V104L104 103ZM108 101L110 102V100H108ZM29 102H30V103H29ZM47 102H49V104H48ZM50 102H51V103H50ZM55 102H56V103H55ZM65 102H66V103H65ZM71 102H72V101H71ZM79 102H80V101H78V103H72V104H74L73 106H75L76 104H80ZM84 102H85V101H84ZM84 102H83V103H84ZM88 102H90V100H89ZM93 102H94V101H93ZM96 102H97V101H96ZM117 102H118L119 104H115V103H117ZM38 103H39V104L41 103V104L39 105ZM43 103H44V105H45L46 103L48 104V105H47V104L45 105L46 107L44 106L45 109H42V108H43ZM63 103H64V105H63ZM83 103H82V99H81V107H82V108H85V109H86V108H87V109L91 108V107H90L91 104H89V106H88V104L86 105V103H84V105H82ZM105 103H108V102H105ZM122 103H123V101H122ZM19 104H18V105H19ZM97 104H98V103H97ZM102 104L99 103V106L101 107ZM108 104H109L110 107H111V104H110V103H108ZM10 105H9V106H10ZM37 105L42 106V107L39 108V106H37ZM66 105H67V106H66ZM85 105H86V107H85ZM94 105H95V106L91 108L92 110L95 109V107H97L96 104H94ZM109 105H108V107H109ZM4 106H5V105H4ZM32 106H34V107L32 108L34 111H32V110L30 111V110H29V108H31ZM48 106H49V107L51 106V107L49 108ZM103 106H104V105H103ZM106 106H107V105H106ZM36 107H37V108H36ZM54 107H55L56 109H55ZM61 107H62V108H61ZM77 107H79V106H76L75 108H77ZM81 107H79V110H78L79 112H77V115H78V113L80 114V111H82V112H84V111H85V112L88 111L87 109L85 110V109H82ZM115 107H114V108L111 107V108H112V109H115ZM10 108H11L12 110H11ZM25 108H26V109H25ZM66 108H67V109H66ZM75 108H74V109H75ZM80 108H81L82 110H81ZM117 108H118V109H117ZM22 109H24L25 111H28V112H32V113H31L32 116H31L29 113L26 112V114H29V115L31 116V120H32V121H30V119H28V121H29V122H28L29 126H31L32 123H33V125L31 126L30 129H28L29 126H28L27 122H26V123L24 122V120H25V121L27 120V119H26L27 117H24V116H23V115H25V114H24L25 111H24L23 115H21V113H22L21 111H23ZM35 109H36V110H35ZM38 109H39V111H38ZM77 109H78V108H77ZM98 109H99V108H98ZM98 109H97V111H94V112H93L92 110L89 109L88 112H91V111H92V112H91V113H92L91 115H94V117H95L96 112H97V114H98ZM101 109H102V108H101ZM103 109H106V107H103ZM108 109H109V108H108ZM108 109H107V110H108ZM121 109H122V108H121ZM121 109H120L119 111H121V113H122V112H123V111H122L123 109H122V110H121ZM125 109H127V108L125 107ZM6 110H7V111H6ZM15 110H16V111L18 110V112H16ZM71 110H73V109L71 108ZM83 110H84V111H83ZM95 110H96V109H95ZM37 111L41 113V114L39 113V115H41V116H39V117L42 118L41 120H40V118H39L38 115H37V114H38ZM73 111H76V110H73ZM110 111H112V110H110ZM113 111H114V110H113ZM127 111H128V109H127ZM13 112H14V113H13ZM20 112H21V113H20ZM33 112H36V113H37V114H35V115H37L38 119H37L35 116H34V117L36 118V120H35V118H32V117H33ZM42 112H43V113H42ZM65 112H66V113H65ZM82 112H81V113H82ZM88 112H86V113L88 114ZM103 112H106V111H105V110H102V114H103ZM108 112H109V111H108ZM124 112L126 113L127 118H128V117H129L128 112H126V110H124ZM16 113H19V114H16ZM74 113H75V112H74ZM94 113H95V114H94ZM99 113H100V112H99ZM106 113H107V112H106ZM132 113L134 114V112H132ZM136 113H137V112H136ZM62 114H63V115H62ZM82 114L85 115V113H82ZM129 114H130V113H129ZM14 115H17V116L14 117ZM42 115H43V117H42ZM75 115H76V114H75ZM75 115H73V117H74ZM84 115H82V116H84ZM131 115H132V114H131ZM25 116H27V115H25ZM46 116H47V117H46ZM53 116H54V117H53ZM96 116H97V115H96ZM105 116H106V114H105ZM124 116H125V114H124ZM137 116H138V115H137ZM52 117H53V118H52ZM57 117H58V118H57ZM71 117H72V116H70V118H71ZM100 117H101V118H99V116H97V118H94L96 121H97V119H98V124L101 122V119H102V123H103V118H102V117H104V114H103V116L100 115ZM20 118H21V119H20ZM23 118H25V119H23ZM28 118H29V116H28ZM74 118H75V117H74ZM74 118L72 119L73 123L75 122V121H74V120H75ZM125 118H126V117H125ZM127 118H126V119H127ZM132 118H134V116L131 117V119H132ZM138 118H139V117H138ZM138 118H136V119L138 120ZM52 119H53V121H52ZM62 119H63V120H62ZM77 119H78V118H77ZM79 119H81L80 116H79ZM99 119H100V120H99ZM129 119H130V118H129ZM136 119H134V121H133V124H134V125H136V123H137V120H136ZM34 120H35V121H34ZM37 120H39V121H37ZM47 120H48V121H47ZM50 120H51V121H50ZM55 120H56V121H55ZM66 120H67V122H66ZM132 120H133V119H132ZM8 121H9V120H8ZM8 121H5V122H8ZM33 121H34V122H33ZM40 121H41V122H40ZM62 121H65V122H63V124H62ZM78 121H79V124H80V123H81L80 120H78ZM82 121H83V118H82ZM99 121H100V122H99ZM130 121H131V120H130ZM10 122H8V124H9ZM23 122H24L25 125H26L25 127L23 126ZM31 122H32V123H31ZM35 122L38 124V125H36V127L39 126V123L41 124V125H40V128L37 127L38 130L36 129V127H35V125H34ZM38 122H39V123H38ZM45 122H46V123H45ZM51 122H52V123H51ZM59 122L61 123V125H60ZM76 122H77V121H76ZM76 122H75V123H76ZM13 123H14V122H13ZM13 123L10 124V127L14 126ZM15 123H16V122H15ZM21 123H19V124L21 125ZM30 123H31V125H30ZM53 123H55V124H53ZM64 123H65V124H64ZM102 123H100V124H102ZM138 123H139V122H138ZM77 124H78V123H77ZM81 124H82V123H81ZM81 124H80V125H81ZM98 124H97V125H98ZM100 124H99V125H100ZM103 124H104V123H103ZM4 125L7 126V124H4ZM4 125H3V127H5ZM11 125H12V126H11ZM49 125H50V127H49ZM57 125H59V126H57ZM70 125H71V123H70ZM70 125H69V126H70ZM72 125H73V124H72ZM72 125H71V126H72ZM74 125H75V124H74ZM74 125H73V126H74ZM95 125H96V124L94 123V126H95ZM105 125H106V124H105ZM105 125H104L103 127H105ZM64 126H66V127L64 128ZM71 126H70V128H71ZM76 126H77V125H76ZM7 127H9V125H8ZM7 127H5V128H7ZM10 127H9V129L7 128L9 131H11V128H10ZM14 127H15V126H14ZM14 127H13V128H14ZM32 127H35V128H33L34 130L32 129ZM58 127H59V128H58ZM74 127H75V126H74ZM103 127H102V126H99V128H98V126H96V129H97V130L99 129L100 132H101V131L103 132V135H102L100 138H103V136L105 135L104 132L107 131V132L109 133V135L107 134V136H110L111 139L114 140V141L111 143V146H110L109 142H106V143H108V145H107V147L105 148V149H106V154H105L104 156L107 158V156H108V152L113 153V152L115 151L114 148H115L116 146L118 147L117 143H119L120 141H122V142L125 141V143H126V141H127L128 139H127L126 136H123L122 139H121L119 136L115 137V136H114V135H116L115 132H111V133H110L111 130L108 131V128H107V127H110V126H108V125L105 127L106 130H105V129H104V130H101V129H103ZM26 128H27V129H26ZM45 128H46V129H45ZM50 128H51V129H50ZM63 128H64V130H63ZM7 129H6V130H7ZM20 129L17 130V129L15 128V130H17V131H20ZM31 129H32V130H31ZM72 129H74V128H72ZM94 129H95V128H94ZM109 129H110V128H109ZM35 130H37V131H35ZM44 130H45L46 132H45ZM54 130H55V131H54ZM92 130H93V129H92ZM9 131H7V133H9ZM12 131H13V129H12ZM17 131H13V132L16 133V134L13 135L14 137L11 135V136H12V137H11V140H13L12 138H15V137H17V138L20 140L19 135L21 136L22 134H23V135L21 136V138H23V136L25 137V139L27 138V136H25V134H24L23 132L20 134V132L17 133ZM21 131H22V130H21ZM13 132H12V133H9V134H8V137L5 136L4 138H6V139L3 140V141L5 142V141L7 140L6 142H8V138H9L10 134H13ZM33 132H34V133H33ZM71 132H72V131H71ZM93 132H94V130H93L92 132H90V135H91V133H92V134H93V137H94V133H96L97 131L95 130V132H94V133H93ZM98 132H99V131H98ZM98 132H97V135L99 134ZM7 133H6V134H7ZM48 133H49V134H48ZM54 133H55V134H54ZM66 133H68V132H66ZM73 133H74V131H73ZM73 133H72V134H73ZM112 133H113L114 135H112ZM38 135L36 134L35 137L38 136ZM45 135H46V136H45ZM52 135H53V136H52ZM60 135H61V137H60ZM87 135H89V133H88ZM90 135H89V136H90ZM44 136H45V137H44ZM55 136H56V138H55ZM64 136H65V135H64ZM67 136H68V135H67ZM89 136H88V137H89ZM95 136H96V134H95ZM32 137H33V136H32ZM32 137H31V138H32ZM73 137H74V136H73ZM90 137H91V139H89V138H87V139L89 140V142H90L91 145L93 144V142H94V144H95L96 139H97V143H100V142H99V141H100V138H98V136L95 137V138H96L95 141H93L94 139L92 140V136H90ZM125 137H126V139L124 140ZM29 138H30V137H29ZM36 138H38V137H36ZM36 138H33V139H34V140H33V141H34V144H35V140H36ZM53 138H54V139H53ZM85 138H86V136H85ZM85 138H84V139H85ZM108 138H109V137H107V139H105V140L108 141ZM116 138H117V139H116ZM119 138H120V139H119ZM128 138H129V137H128ZM18 139H17V140H18ZM23 139H24V138H23ZM43 139H45V141H46L47 143H45V141H43ZM62 139H63V140H62ZM68 139H69V137H68ZM70 139H71V136H70ZM84 139H83V141H85ZM87 139H86V140H87ZM98 139H99V140H98ZM103 139H104V138H103ZM28 140H29V139L27 138V141H28ZM90 140H92V143H91ZM14 141H15V140H14ZM29 141L31 142V140H29ZM38 141H39V140H38ZM67 141L71 142L70 140H67ZM83 141H82V144H83ZM109 141H110V140H109ZM129 141H131V140L129 139ZM146 141H147V140H146ZM146 141H145V143H146ZM148 141H149V140H148ZM6 142H5L4 144H6ZM36 142H37V140H36ZM64 142H65V144H63ZM87 142H88V141H87ZM101 142L103 143L104 140H101ZM137 142H138V141H137ZM137 142H136L135 140H134V143L131 142V144H130V149L128 150L129 153H130V151H131V153H132V151H133L134 154H131V153H130V154L133 155V158L135 157V158H134V162H135V163L138 162V164H139V162H141L142 160H144V158H148V159L150 160V162H151V158L149 157V153H150L149 148H148V150H147L146 152L143 151L144 153H146V156L144 155L145 157H142V156H140L141 153H142V152L140 153L141 150H140V151H139V150L136 151L137 148H135V147H139V149H142L143 146H145L146 144L144 143L145 145H143V141H140V143L142 142L141 145H143V146L141 147L140 145L138 146V143H139V142H138V143H137ZM17 143H18V141H17ZM19 143L21 144V142H19ZM19 143H18L17 145H19ZM22 143H23V140H22ZM24 143H26V142H24ZM27 143H28V142H27ZM106 143H105V144H106ZM140 143H139V144H140ZM147 143H148V142H147ZM37 144H35V145H37ZM54 144H58V145H54ZM60 144L62 145V147H61ZM69 144H70V143H68V145H69ZM71 144H72V143H71ZM86 144H88V143H86ZM94 144H93V146H94ZM100 144H101V143H100ZM100 144H99V145H100ZM103 144H104V143H103ZM120 144L122 145L121 142H120ZM136 144H137V146H136ZM32 145H33V143H31V146H32ZM52 145H53V146H52ZM59 145H60V146H59ZM63 145H64V147H63ZM68 145H67V146H68ZM83 145H85V143H84ZM83 145H81V150L84 149V150L82 151V153L84 154L83 157L87 155V153H88L89 150H92V148L95 147V146L93 147V146H91V145H87V146H86V145L83 146ZM97 145H98V144H97ZM97 145H96V146H97ZM121 145H119V147H120ZM147 145H148V144H147ZM4 146L6 147V145H3L2 147H4ZM22 146H20V149H21ZM28 146H30V145H27V147H28ZM51 146H52V147H51ZM105 146H106V145H105ZM132 146H133V149H132ZM5 147H4V148H5ZM32 147L35 148L34 146H32ZM53 147H54L55 149H54ZM68 147H69V146H68ZM68 147H66V148L68 149ZM83 147H84V148H83ZM86 147H89V148L91 147V148L89 149V148H86ZM119 147H118V148H119ZM121 147H122V146H121ZM121 147H120V149H118V152H119L120 156H122L120 152H125V151H127V149H123V148H121ZM146 147H147V146H146ZM146 147H145V148H146ZM4 148H2V149H4ZM43 148H44V149H43ZM69 148H70V147H69ZM95 148H96V147H95ZM99 148H100V147H99ZM101 148H102V147H101ZM103 148H104V146H103ZM50 149H52V150H50ZM85 149H87V150H86L87 152L85 151ZM122 149H123L124 151H123ZM134 149H135V150H134ZM45 150H46V151H45ZM54 150H55V151H54ZM62 150H61V151H62ZM68 150H69V149H68ZM68 150H67V152H68ZM116 150H117V149H116ZM22 151H23V152H22ZM26 151H24V149L20 150V154H18V156L16 157V158H19V156H21V160H22V161L19 159V162H23V163L21 164L22 166H23L24 164L26 165V163L28 162V161H26V160L23 161V159H22V158H24V157L26 156V154H28V152L26 153ZM35 151H37V153H35ZM84 151L86 152V155H85V152H84ZM128 151H127V152H128ZM21 152L23 153V155H22ZM24 152L26 153L25 156H24ZM33 152H34V153H33ZM38 152H39V153H38ZM52 152H53V153H52ZM127 152H126V153H127ZM135 152H136V153H135ZM138 152L140 153V155H139L140 157H139V158H138V155H137ZM61 153H66V152H61ZM114 153H115V152H114ZM114 153H113V154H114ZM116 153H117V152H116ZM126 153H124V155H123L122 157L119 156V159H118V157H116V158L119 160L118 164H117V163H114L115 161H118V160H116V158H115V159H114L115 161H112V159L110 158V155L108 156L109 159L107 158L106 160H105L104 156H100V157H99V156L97 155L98 153L96 154L97 157H98V160L93 158V160H95L96 163H94L95 161H93V160H92V161H93L92 163H93L95 166L98 165L97 167H99V164L101 163V161L103 162V160H105V162H107L108 160H109V161H112L111 164H109V161H108L106 164L102 163V164L105 165L103 168H106V166H107L108 169H106L107 172H104V175H103V173H100L101 170H100V172H99L98 169H97V171H98V173H99L98 176L103 175L102 177H105L104 179H106L107 174H109V172H110V173H111V172H112V173H116L115 171H117V173L119 174V176H118V181H119V179H121V180H120V181H122L121 183L124 184V185H123V184H121V183H120V184L117 183V175H116V177L114 178V181L111 179L110 182H109V183H113V185H114L113 187H112V184H109V185H111V186H110L111 188H110V187H106V188L103 189V188L100 187V190L98 191V190H97L98 188L93 187V186H95V185H93V184H95V183H97V182H101V179H103V178H102V177H100V178L98 177V180H97V178L95 177L96 180H93V181L90 182V183L88 182L89 184L85 182V183L88 184L89 186H90V184L92 183V188H95V189H94V190L92 189L91 191H96V194H95V195L92 194L91 191H89L88 189H87L88 191H87L86 189H84V190H86V192L83 190L85 193H84L83 191H81V188H80V187H82V186H80V184H78V181H75V180L79 179L77 176L81 177L80 179H82V180L86 179L85 176H87L88 174H86L87 171H86L85 167H83V166H81V167H82V168L84 169V171H85V173L83 172L84 175H82L81 173H80V175H79V174H78V175L76 174V177H75L76 179H75L74 181L71 179V178H72V177H71V178H70L71 180H70L69 183H71L72 185L70 184V186L68 185V183H66L67 181L63 183V181H62L61 179H63V180H64V179H69V175L72 173V172L70 173V170L73 171V169H74V171H73L74 175H75V173H76L75 170H76V169L78 170V168L75 169V167H74V166H75V165H74L75 162L72 161L73 164H71V160L67 157V155H64V156L66 157V158H64V159L67 160V158H68V160L70 161V163H68V164H70V165L72 166V167H71V166L69 165L70 167L68 166V168H71V169H68L67 167L64 168L65 166H67V163L64 164V165H65L64 167H62L63 164H62V166L57 167V168H58V171H56V172H57L56 174L58 175V177H55V176H52V175H51V176H52V180L54 181V178H53V177H55L56 179H58V181H60V180H61V181L58 182V181L55 179L54 182H53V181L51 182V181L49 180L50 182H48V184L46 183L47 185L45 184V186H43V187L40 186L42 182H41L40 184H37V183L40 182V180H41L40 177H42V176L46 173V171H47V173H48V172H49L48 170H50V171L52 170V169H49V168H51V165H50L49 167L47 166V164H46V167L42 165L43 168L45 167V170H44V169L42 168L41 164L38 163L37 160H36V161H35V162L37 163L36 166H37L38 164H40V166H41L40 169H41L42 171L44 170V171H43L44 174H42L43 172L41 173V170L39 169V174H41V176H40L39 174H37V173H38V171H37V170H38V167L36 168L37 170L34 168V169H35L34 171L37 172V173H36L37 175H35V173H34V172L32 173V171H31V169H30V168H33L34 166H33V167H30V166H29L30 168L28 167V168L26 169V168H24V167H25V165H24V166H23V169H24V170H22V167H20L21 165H20L19 167H18V165H16V164L18 163V161H17L16 164H15L16 167H15V169L13 170L14 174H13V172H10V176H11L12 174H13V176H12L11 178L17 176V177H16V180H15V178L12 179V182L15 180L16 182H13V185H14L15 183H17L18 185L15 184V185L17 186V187H15V188H18V190H19V189L21 190V191H18V192H21V193L19 194V195L21 196V198H22V200L20 199V200H21L20 202H22V203H24V204H23V205L21 204L20 207H22V210L24 209V211H27V210H28L27 213H31V212H34V211H35L34 209H39V208H37V207L39 206L38 204L40 203V205H42V203H44L45 199H46V201H47V203H45V205H47V206L49 207L48 210H52V209L55 208L54 205L56 204V203H55L56 200H59L60 202L62 201V202L59 204V206L63 208V212L61 211V212L63 213V215L65 214L64 217H63V219H66V218L68 219V217H69L68 222H70V221L72 222V221H74V220L77 219V220H76L77 222H76V221H75V223L72 222L73 224H72L71 222H70V224H68L67 222L64 221L65 224H66V223L68 224V226H67L68 228H74V232H73V233L76 232V233H75L76 239H79V238H77V235H78V237H79L80 235H83V236H84L83 233L87 232V230H89L90 233H92V232H96V236H97V237H99L97 234L100 233V234H101V238L99 237V238H100V240H99L100 242L103 241L102 238L104 239V241H106L107 237L110 235L109 238H108V240L111 238L110 241H111V242H112V241L114 242L112 245H109V242H108V241L106 242V244L104 243V241L102 242V243H104L103 246L106 245V247H107V243H108V246H109V247H107V248L104 247V248H106V250L108 249V251H109V250H110V251H109V252L107 251L106 254H109V253H110V255H111V254L114 255V250H118V252L115 251L116 254H117V256L114 255L113 258H114L115 261H116V259H117V261L120 262V260H118V255L120 256V254H121L120 257H122V259H124V257H127V256H123L124 253H127V254H128V251L130 250L129 253H130L131 255H130V256L128 255V257H132V258H130V260L132 259L131 262H129L130 260H129V258H127V260H124V262H123L122 264H126V263H127V264H128V263H130V264H133V263L140 264V263H139L140 260H141V264H144V262H145L144 256L147 255V259H148V258L151 259V257H150L151 255L149 254V252H150V253H154V254L156 255V251H155V250H154L155 252H153V251L151 252V250H153V248H154V247H153V243H154V245H155V242L152 243V246H151V247H153V248L150 250V249H149L150 246L147 247V245L151 244V243H150L151 240L146 241V240H147L146 238H147V237H148V238L150 237V239H153L154 241L157 239L156 242H159V239L161 240V238H159V237H161V236H160V232H161V231H158V232H159V234H158V233L154 232V231H157V229H156V230H152V231H150V233H149V230H151V229H149V227H147V226L149 225V224H147V221H148L149 219H147V221L141 219L142 222L145 223L144 225H145V226L147 225L146 227H144V225L141 224L142 222L140 223L141 220H140V221H137L138 226H136V225H135L136 220H138V219H140V218L137 217V219L133 220V221L135 222V223H134V222L132 221V219L130 220V218H132L131 215H130L129 220L127 221V222H129L131 225H129V223H127L128 225H127L126 223H124L125 219H128V218H126V217H129V216H126V214H127V208H126V207H127V205H128V204H127V203H128V196H127V198L125 197L126 199H125V201H123V200H122L123 198H121V195H119V196H120V199H118V198H116L117 196L114 197L113 193L118 195L117 192H121V194H124L125 192L129 191V190L126 191V189H128V188L130 189V187H128V185H130V184L132 185V184H133V185H132V187H133V186L136 184L135 177H133V176H134L133 173H130V172H129V169L126 168V166H127V162H126V161H127V158H126V157H129V156L127 155L128 153H127V154H126ZM36 154H37V155H36ZM56 154H57V155H56ZM89 154H93L92 151H89L88 155H89ZM122 154H123V153H122ZM39 155H40V156H39ZM55 155H56V156H55ZM96 155L93 154L92 156H93V157H96ZM142 155H143V153H142ZM44 156H45V157H44ZM111 156H112V155H111ZM125 156H126V157H125ZM136 156H137V158H136ZM35 157H36V158H35ZM56 157H57V158H56ZM112 157H113V156H112ZM123 157H125V159H126V160L123 159V160H125V162H123V160H122ZM29 158H30V157H29ZM29 158H28V159H29ZM61 158H63V157H61ZM30 159H31V158H30ZM30 159H29V160H30ZM33 159H32V160H33ZM52 159H53V160H52ZM110 159H111V160H110ZM120 159H121V160H120ZM130 159H131V158L129 157V160H130ZM32 160H31V161H32ZM51 160H52V161H51ZM62 160H63V159H62ZM62 160H61V161H62ZM66 160H64L63 162H66ZM68 160H67V161H68ZM131 160H132V159H131ZM137 160H139V161H137ZM15 161H16V160H15ZM48 161H49L50 163H49ZM54 161H53V162H54ZM97 161H98V162H97ZM146 161H147V160H146ZM24 162H25V163H24ZM32 162H33V161H32ZM35 162H33V165H34ZM128 162H130V161H128ZM132 162H133V160H132ZM142 162H143V161H142ZM29 163H31V162H29ZM121 163H122V164H121ZM124 163H126V164H124ZM143 163H144V162H143ZM18 164H20V163H18ZM31 164H32V163H31ZM31 164H30V165H31ZM102 164H101V166H102ZM112 164H113V166H114V164H117V165H115V166H116V167L119 166V168H118L119 171H118V170H115L114 168H116V167H113ZM141 164H142V163H141ZM145 164L149 165L150 163L148 162V163H145ZM73 165H74V166H73ZM120 165H121V166H120ZM122 165H123V166H122ZM125 165H126V166H125ZM31 166H32V165H31ZM108 166H111V169H109ZM142 166H143V165H142ZM26 167H27V166H26ZM81 167H79V168H81ZM139 167H140V166H139ZM19 168H20L21 170H20ZM101 168H102V167H100V169H101ZM112 168H113V170H112ZM123 168H124V170H123ZM125 168L128 170V173H127V172L125 173V170H126ZM46 169H47V170H46ZM83 169H82V170H83ZM116 169H117V168H116ZM15 170H16V171H15ZM26 170H27V171H26ZM28 170H29V171H28ZM32 170H33V169H32ZM53 170H52L51 173H55V172H53ZM56 170H57V169H56ZM59 170H60V171H59ZM62 170H63V172H62ZM66 170L69 171V172H67ZM106 170H104V171H106ZM110 170H111V171H110ZM22 171H25V172H22ZM54 171H55V170H54ZM113 171H114V172H113ZM121 171H122V172H121ZM130 171H131V170H130ZM19 172H20L19 176H18V174H15V173H19ZM27 172H28V173H27ZM30 172H31V173H30ZM78 172H79V171H78ZM80 172H81V170H80ZM123 172H124V173H123ZM22 173H24V175H23ZM62 173H63V174H62ZM73 173H72V176L74 177ZM88 173H89V172H88ZM117 173H116V174H117ZM21 174H22V176H21ZM33 174H34V175H33ZM85 174H86V175H85ZM124 174L127 175L128 177L125 176ZM128 174H129V175H128ZM14 175H16V176H14ZM53 175H54V174H53ZM59 175H60V176H59ZM65 175H66L68 178H63ZM81 175L84 176V179L82 178ZM89 175H90V174H89ZM96 175H97V173H96ZM96 175H95V176H96ZM105 175H106V176H105ZM114 175H115V174H114ZM114 175L111 174V177H110V178H112V176L114 177ZM10 176L8 177L9 180H10ZM20 176H21V177H20ZM33 176H35L36 178H34ZM66 176H65V177H66ZM28 177H29V178H28ZM125 177H126V178H125ZM130 177H131L132 179H130ZM136 177H137V176H136ZM17 178H18V179L20 178V179L18 180ZM22 178H23V179H22ZM32 178H34L33 181H32ZM37 178L40 179V180H37ZM59 178H60V179H59ZM133 178H134V179H133ZM73 179H74V178H73ZM124 179H127L129 182H128V181L126 182V180H125V182H124ZM129 179H130L131 181H135V183L131 182ZM24 180H25V181H24ZM82 180H79V183H81ZM107 180H109V178L106 179V182H108ZM21 181H22V182H21ZM37 181H38V182H37ZM42 181H44V180H42ZM80 181H81V182H80ZM85 181H86V180H85ZM96 181H97V182H96ZM111 181H113V182H111ZM30 182H31V183H30ZM56 182H57V183H56ZM61 182H62V184L60 185L59 183H61ZM73 182H74V183H73ZM76 182H77V183H76ZM104 182H105V181H104ZM106 182H105V183H106ZM130 182H131V183H130ZM49 183H50V184H49ZM53 183H55V184H53ZM65 183H66L67 185H66ZM85 183H84V185H85ZM31 184H32V185H31ZM74 184H75V185H74ZM76 184L79 185V186H77ZM118 184H119V185H122V187H120ZM13 185L11 184V186H13ZM42 185H43V183H42ZM48 185H52V187L54 186V187L52 188V190H51L50 188L48 189V187H50V186H48ZM59 185H60L61 187H60ZM96 185H97V187H98V186H102V187H103V182H102L101 185H100V184H96ZM126 185H127V187H126ZM9 186H10V185H9ZM11 186H10V187H11ZM22 186H23V187H22ZM37 186H40V187H42V188H41L40 190H38V189L36 188ZM47 186H48V187H47ZM65 186H66L67 188H68V186H69L70 188H68V189L66 188V189H67V190H66V189H65ZM76 186H77L78 188H77ZM85 186H86V185H85ZM104 186H108V184H106V185L104 184ZM124 186L126 187V189H125ZM10 187H9V188H10ZM13 187H14V186H13ZM13 187H11V188H13ZM29 187H30V188H29ZM40 187H38V188H40ZM44 187H45V188H44ZM59 187H60V188H59ZM86 187H88V186H86ZM86 187L83 186V188H86ZM34 188H36L37 190H35ZM54 188H55V189H56V188H58V189H61V188H62L61 190H62L63 193H64V192H66V193L69 192V193H68L67 195H66V193H65V194H61V193H62L61 191H59V192H60V193H59V192H57L58 189H56V191H55ZM83 188H82V189H83ZM107 188H109V191H108ZM123 188H124V189H123ZM27 189H28V190H27ZM30 189H31V190H30ZM33 189H34L35 191H38L39 194H40L39 191L42 190V192H45V191L47 190V191L45 192V193H47V195H45V193H42V192H41V193H42V197H41V194L39 195L37 192H35L36 194H33V195H32V193H33L32 190H33ZM45 189H46V190H45ZM79 189H80V190H79ZM89 189H90V187H89ZM110 189H111V191H110ZM133 189H136V188H133ZM44 190H45V191H44ZM50 190H51V191H50ZM64 190H65V191H64ZM72 190H73L75 193L72 192ZM123 190H124V191H123ZM31 191H32V192H31ZM48 191H49V193H48ZM54 191H55V192H54ZM76 191H78L79 195L77 194ZM100 191H102V194H101ZM105 191H106V192H105ZM132 191H133V190H130L128 193H126V195L129 194V193L132 192ZM53 192L56 193V194H58V195L54 194ZM123 192H124V193H123ZM50 193H51V195H50ZM71 193H73V194H71ZM87 193H88V194H87ZM89 193H90V194H89ZM103 193H105V194H103ZM43 194H44V195H43ZM48 194H49V196H51L52 198L54 197L53 201H52L51 197H49L51 200L48 199ZM59 194H60L61 197H62L61 199H60V195H59ZM69 194H70V196L73 195V197L71 196L73 199L71 198L70 200H73L75 203L72 202V201H70L69 199H64L65 195H66V197H67ZM74 194H76V195H74ZM98 194H100L101 198H99L100 196H99ZM109 194H110V195H109ZM29 195H30V196H29ZM31 195H32V196H31ZM34 195H35L36 197H35ZM38 195H39V196H38ZM53 195H56V196H53ZM62 195H63L64 197H63ZM77 195H78V196H77ZM86 195H88L87 198H84V197H86ZM89 195H93V196H92V197H89ZM97 195H98L99 197H98ZM105 195H106V196H105ZM124 195H125V194H124ZM126 195H125V196H126ZM25 196H26L27 198H26ZM37 196H38L39 198L41 197L42 199H41V200H38L39 198H38ZM44 196H45V197H44ZM70 196H68V197L70 198ZM75 196H76V197H75ZM96 196H97V197H96ZM109 196H110V197H109ZM24 197L26 198V200H24V199H25ZM30 197H31V198H30ZM80 197H81V198H80ZM93 197H94V198H93ZM104 197H105L107 200H106ZM108 197H109V198H108ZM123 197H124V196H123ZM19 198H20V197H19ZM23 198H24V199H23ZM43 198H45V199H43ZM76 198H77V199H76ZM78 198H79V199H78ZM82 198H83V199H82ZM88 198H89V199L93 198V199H96V200H94V201H92V200L87 201ZM29 199H30V200H29ZM31 199H32V201H31ZM33 199H34V200H33ZM74 199H75V200H74ZM84 199H85V200H84ZM112 199H113V200H112ZM42 200H43V201H42ZM48 200L51 201V203L54 202V203H53L54 205L51 204L54 208L50 205V202H48ZM79 200H80V202H79L80 204H81L83 201H84V202L86 201L85 203H86L87 205H89L88 203L90 202V207L88 206V207H89V212H88V209L86 208V207H87L86 204L84 203L85 206L80 207V209H79V208H77V209L75 208L76 214H74V213H75V211H73V210H74V207H78V206H76V205H79V203L77 204V201H79ZM81 200H82V202H81ZM97 200H98L99 202H101V204H100ZM100 200H101V201H100ZM104 200H106V201L109 200V201H108V202H106V201L104 202ZM114 200H115V201H114ZM116 200H117V201H116ZM121 200H122V202H121ZM26 201H27V202H26ZM29 201H30V203H29ZM34 201H35V202H34ZM38 201H39V203L37 204ZM40 201H41V202H40ZM46 201H45V202H46ZM64 201H65V202H64ZM91 201H92V202H91ZM113 201H114L116 204H118L119 206H118V205H115V206L111 207V206H112V203H111V202H113ZM118 201H119V202H118ZM20 202L16 201V202L14 203V205H13V204H10V205H11L12 207H15V206H17V204L20 203ZM31 202H34V203H31ZM57 202H58V201H57ZM93 202H94V203H93ZM109 202H110L111 205L109 204ZM114 202H113V203H114ZM120 202H121V203H120ZM123 202H124V203H123ZM27 203H28V204H27ZM65 203H66V205H65ZM73 203H74V204H73ZM95 203H96V204H95ZM98 203H99V204H98ZM103 203H104V205H106V206H105L106 209H104L105 207H102V206H104ZM105 203H106V204H105ZM122 203H123V205H122ZM29 204H30L31 206H30ZM120 204H121L122 206H121ZM19 205H20V204H19ZM27 205H28V209H27ZM35 205H36L37 207H36ZM62 205H63L64 207H63ZM73 205H75V206H73ZM82 205H83V203H82ZM100 205H101V206H100ZM108 205H110V206H108ZM32 206H33V207H32ZM65 206H66V207H65ZM79 206H81V205H79ZM96 206H98L99 208H97ZM116 206H118V207L115 208ZM123 206H124V207H123ZM30 207H31V208H30ZM57 207H58V205L56 204V208H57ZM67 207H70L71 209H72V207H73V210L70 211V210H69L70 208H67ZM120 207H121V208L123 207V213L121 214V215L123 216V219H122V216H121V219H122V221H121V223H122V224H121V228H120V227L117 228V223L120 222V221H119L120 217L118 218V216H120V213H121V211H122ZM9 208H10V207H9ZM40 208H41V207H40ZM56 208H55L54 210H56V212H59V209H56ZM62 208H61V209H62ZM65 208L68 210L67 212L65 211V210H66ZM81 208H82L83 211H85V209H87V210L84 212L86 215L83 214V212L80 211ZM83 208H85V209H83ZM108 208H109L110 211L107 210ZM118 208H120V209H119V210H120L119 212H118ZM25 209H26V210H25ZM29 209H30V210H29ZM61 209H60V210H61ZM78 209H79V211H78ZM90 209H91V211H90ZM97 209H98V211H96ZM112 209H113V211H111ZM33 210H34V211H33ZM54 210H53V211H54ZM103 210H104V211H103ZM106 210L109 211V212H107ZM29 211H30V212H29ZM36 211H37V210H36ZM69 211H70V212H69ZM77 211H78V212H77ZM101 211H103L104 213L101 212ZM112 212H113L114 214H112ZM24 213H26V212H24ZM49 213H50V211H49ZM66 213H67V214H66ZM78 213L81 215V218H84L83 221H82V219H81V222H79V221H80V220H79V219H80V218H79L80 215H78ZM100 213H101V214H100ZM115 213H117V214H116V216H115V218H114L113 216L115 215ZM69 214H70V215H69ZM87 214H89V215H87ZM90 214H91V215H90ZM97 214H98V215H97ZM106 214H107V215H106ZM108 214H109V215H108ZM118 214H119V215H118ZM130 214H131V213H130ZM73 215H74V216H73ZM102 215H103V217H102ZM134 215H135V214H134ZM66 216H67V217H66ZM70 216H71V217L73 216V217L71 218ZM75 216H76V217L79 216V217H78L79 219L76 218ZM82 216H83V217H82ZM84 216H85V217H84ZM86 216L88 217V221H89L90 223L87 221V217H86ZM105 216H106V217H105ZM144 216L146 217L147 215H144ZM94 217H95V218H94ZM100 217H101V218H100ZM110 217H112L114 220L117 219V218H118V219H117V221L115 220V221H116V222H115V221H114L113 219H111ZM116 217H117V218H116ZM134 217H135V216H134ZM141 217H142V216H141ZM103 218H104V219H103ZM135 218H136V217H135ZM146 218H149V217H146ZM146 218H145V219H146ZM7 219H8V218H6V220H7ZM63 219H62V220H63ZM73 219H74V220H73ZM85 219H86V220H85ZM89 219H90V220H89ZM98 219H99V220H98ZM102 219H103L104 221H103ZM105 219H107V220H105ZM121 219H120V220H121ZM133 219H134V218H133ZM0 220H2V223H3V221L7 222V221L4 220V219H0ZM101 220H102V221H101ZM111 220H112L113 223L111 222ZM85 221H87V222H85ZM107 221H108V222H107ZM150 221H151V220H150ZM8 222H11V221H8ZM8 222H7V223H3V224H5L4 226H1V227H3V228L0 227V241H2V242H0V244H1V243L3 244V242H4V244L6 243V244H9V245H10V247H9V245H7L8 247H7L6 249L9 248L10 251H8V250H7V251H8V254L11 253L10 256L13 257V258H12L13 261L16 262V264H37V263H38V264H39V263L42 264L43 261H41V259H42V258H41V257H42L41 255H43V257H45L44 254L46 255V254H48V252H46V250H42V249H40V250L45 251V252H41V251L39 250L40 253H44V254L38 255L41 259H40L39 257H37V253L39 252V251H38V252L35 251V250L37 249V247H36V246H33L34 243H33L32 240H31L32 243L29 242V241H26V240H28V239H27V235H26V234H23V233H25V232L27 231V230H26V227H25L26 224L24 223V221H23V223L20 224V222H18V220H17V222H18V226H19V228H17V229H18L19 231H18L17 229H16L17 231H14V230H13L15 234H14L13 232L11 233V231L9 230V226L6 225V224H8ZM64 222H63V223H64ZM92 222H94L95 224L92 223ZM105 222H106V223H105ZM114 222H115V223H114ZM125 222H126V221H125ZM0 223H1V221H0ZM86 223H89V225H87ZM96 223H97V224H96ZM104 223H105V224H104ZM132 223H133L134 225H133ZM10 224L12 225V223H10ZM10 224H8V225H10ZM67 224H66V225H67ZM83 224H86L85 229L88 227L87 230H85V229L83 228L84 226L81 227ZM101 224H102V225H101ZM114 224L116 225L115 228L117 229V230L115 229V231H116V232L118 231L117 233L115 232V233L117 234V236H118V233L122 234V235L119 234L120 237L118 236L119 239H120V241H121V236H124L125 239H126V237L128 238L126 241H125V239H124L125 242H124L123 244H122V242H123V239H122L121 243H119L120 246H119V244H117V242L115 243V241H118V238L115 237L116 234L114 235V237H115V238H114L113 235H111V234L109 233V232H111V231H108V230H107L109 227L112 228ZM118 224H119V223H118ZM125 224H126L127 227H128V228H127L128 232L131 231V234L134 233L133 236H132V237L134 238V240H133V239L131 238V236L129 235L130 232L127 233V230L125 229V228H126V225H125ZM0 225H2V224H0ZM13 225H14V224H13ZM95 225H96V226H95ZM105 225H106V228H105ZM108 225H110V226H108ZM115 225H114V226H115ZM123 225H124V226H123ZM141 225H143V227H141ZM15 226H16V221H15ZM98 226H99V227L103 226V227H101V229H100ZM111 226H112V227H111ZM122 226H123L124 228H123ZM131 226H132V228H131ZM149 226H150V225H149ZM151 226H152V225H151ZM4 227H5V229H4ZM6 227H7V231H8V232L6 231ZM20 227H21V229H20ZM90 227H91V230H90ZM97 227H98V228H97ZM129 227H130V228H129ZM137 227H138V228H137ZM12 228H13V226H12ZM81 228H83L85 231H84L83 229H81ZM119 228H120V229H119ZM122 228H123V229H122ZM150 228H151V227H150ZM153 228H154V227H153ZM22 229H23V230H22ZM80 229H81L82 231H81ZM94 229L97 230V231H98V229H99V232L97 233V231H95ZM102 229H104V230H102ZM136 229H137V230H136ZM138 229L141 230V232L143 231V229H144V231L147 229L146 231H147V234L149 233V235H147V234L145 235V232H144V231H143L144 233L142 232V234L139 233V230H138ZM154 229H155V228H154ZM11 230H12V229H11ZM20 230H22V231L25 230V232L22 233V231H20ZM93 230H94V231H93ZM109 230H112V229H109ZM122 230H123V231H122ZM77 231H78V232H77ZM79 231H81L82 234H80V235L77 234V233H81V232H79ZM89 231H88V232H89ZM106 231H108V234H107V235H104L103 233L105 232V234H106ZM121 231H122L123 233H122ZM20 232H21L23 235H20V234H21ZM88 232H87V234H88ZM102 232H103V233H102ZM113 232H114V229L112 230L111 233H113ZM8 233H9V234H8ZM18 233H19V234H18ZM26 233H27V232H26ZM126 233H127V234H126ZM136 233H139V236H138V234H137V236H136ZM2 234H3V235H2ZM6 234H7L8 236H7ZM13 234H14V235H13ZM17 234H18V236H17ZM76 234H77V235H76ZM85 234H86V233H85ZM93 234H94V233H93ZM100 234H99V235H100ZM125 234H126V235H125ZM5 235H6V236H5ZM15 235H16V238H15ZM24 235H25V236H24ZM12 236H13V237H12ZM75 236H74V238H75ZM83 236H81V237H83ZM91 236H93V235L91 234ZM103 236H104V237H103ZM153 236H155L156 238H154ZM1 237H2V238H1ZM10 237H11V239H9ZM72 237H73V236H72ZM86 237H87V236H86ZM86 237H84V238H85L84 241H86V240L88 239V240L86 241V242H87V245H88L89 242L91 243V240H94V239H93L94 236H93L91 239H90V236L87 237V238H86ZM112 237H113V238H112ZM124 237H123V238H124ZM129 237H130V238H129ZM144 237H146V238H145L146 240L144 239ZM152 237H153V238H152ZM70 238H71V237H70ZM84 238H83V239H84ZM94 238H95V237H94ZM105 238H106V239H105ZM24 239H25V240H24ZM71 239H72V238H71ZM83 239H82V240H83ZM116 239H117V240H116ZM143 239H144V240H143ZM79 240H81V239H79ZM79 240H78V241H79ZM95 240L97 241L98 239H95ZM95 240H94V244L96 243ZM132 240H133V241H132ZM135 240H141V242L144 241V243H141V242L138 243V241H137L138 244L142 245L141 249L143 248V245H145V242H146V243L149 242V244H147L146 247L144 246L146 249H148L147 252L145 253V255H144V252L146 251V249H145V248H144L145 250H144V249H142V250L139 249V248H140V245H137V248L134 249V247H136V245L133 246L132 244H136V243H134ZM5 241H6V242H5ZM28 242H29V243H28ZM75 242H76V240H75ZM79 242H81V241H79ZM79 242H78V245L81 244L83 241H82L81 243H79ZM92 242H93V241H92ZM100 242H97L96 245L99 246V245H100ZM118 242H119V241H118ZM135 242H136V241H135ZM25 243H26V244H25ZM27 243H28V244H27ZM73 243H74V242H73ZM90 243H89L88 246H86V247H88L89 249H86V250L83 251V247L85 246V243H84V246H83L82 248L80 247L81 250H82L83 252L79 250V254H80V253L84 254V257H85V258L82 257V256H81V257L84 259V262H85V263H86V261H87V260H86V259H87V256H88L87 253H89V256H88V261H89V262H88V263H90L91 260H92V262H91L90 264H93V263H94V264H97L96 261H97L99 264H105V263H106V261H105L106 259H108L107 262L110 260V257H112V256L109 257V255H106V256H108L109 258H107V257L105 256V260H104L105 263H103V262H101V261H100V262H101V263H100L99 260H102V259H100V258H103V257H101V256H104V255H105V253H104V255L102 254V253L104 252V251H102L103 248L101 247V250H100V248L98 249V250H100V253H101L102 255H100V254L95 255V254L97 253V251H98V250H97L98 247L96 248V245H93V244H92V246H95V248H96V251H94V247L91 248L92 246H91ZM98 243H99V244H98ZM4 244H3V245H4ZM30 244H32V245L30 246ZM121 244H122V245H121ZM124 244L127 245L128 248H130V249L128 250V249H127V246H125ZM156 244H157V243H156ZM76 245H77V243H76ZM78 245H77V246H78ZM82 245H83V244H82ZM113 245H117L119 249H117V248H112V250H111V247H113ZM159 245H160V242L158 243V246H157V245H155V246H157V247L159 248V247H160ZM1 246H2V245H0V251H3V250H4V251L2 252V253H4V252H5V249H4L3 247H1ZM4 246H5V245H4ZM32 246H33V247H32ZM80 246H81V245H80ZM89 246H90V247H89ZM100 246H101V245H100ZM100 246H99V247H100ZM117 246H116V247H117ZM122 246H123V247H122ZM132 246H133V248H131ZM31 247H32V248H31ZM35 247H36V249L34 250ZM120 247H122L123 250H124V248H125V250L127 249V251H125V250H124L125 252L122 251V249H121ZM138 247H139V248H138ZM157 247H156V248H157ZM1 248H2V250H1ZM80 248H79V249H80ZM19 249H20V250H19ZM113 249H114V250H113ZM136 249H137V250L139 249V250L137 251ZM32 250H34L33 253L35 252L34 254H36V255H34V254L32 253ZM88 250H91V251L87 252ZM119 250H121L122 252L119 251ZM135 250H136V252H138V253H136L137 256H136V254H134ZM143 250H144V251H143ZM156 250L158 251V249H156ZM159 250H160V248H159ZM20 251H21V252H20ZM85 251H86V253H85ZM93 251H94V253H92V254H94V255L92 256L91 252H93ZM111 251H113V253H111ZM131 251H132L133 253H132ZM140 251H141L142 253H141ZM9 252H10V253H9ZM105 252H106V251H105ZM123 252H124V253H123ZM40 253H39V254H40ZM98 253H99V252H98ZM147 253H148V254H147ZM157 253H158V252H157ZM8 254H7V256H6L5 253H4L3 255L0 254L1 259H3L2 257H5V256H6V257H5L6 260H4V264H5V263H8V261H10V259H11L10 256L8 257ZM32 254H33V255H32ZM138 254H139V257H140L141 259H138V260L133 259V258H134V255H135V258H136V257H138ZM154 254H152V256H153ZM158 254H159V253H158ZM160 254H161V252H160ZM160 254H159V255H160ZM85 255H86V256H85ZM90 255H91L92 257L100 256V258H99V257H95L96 260H94L95 258H94V259H93V258H90V257H91ZM159 255H157V256L159 257ZM19 256H20V258H19ZM35 256H36V257H35ZM115 256H116V258H115ZM157 256H156V257H157ZM139 257H138V258H139ZM154 257H155V256H154ZM154 257H152V258L154 259ZM5 258H4V259H5ZM8 258H9V259H8ZM25 258H26V260H25ZM33 258H34V259H33ZM35 258L38 260V262H37V260H36ZM113 258L109 261V264H113V262H114V261H112ZM145 258H146V257H145ZM1 259H0V260H1ZM7 259H8V261H7ZM12 259H11V260H12ZM22 259H23L24 261H22ZM39 259H40L41 262L39 261ZM43 259H44V258H43ZM119 259H120V258H119ZM122 259H121V260H122ZM149 259H148V260H149ZM18 260H19V261H18ZM80 260H81V259H80ZM93 260H94V261H93ZM143 260H144V261H143ZM156 260H157V259H156ZM1 261H3V260H1ZM1 261H0V262H1ZM5 261H6V262H5ZM13 261H12V262H13ZM17 261H18V262H17ZM44 261H45V260H44ZM82 261H83V260H82ZM102 261H103V260H102ZM125 261H126V262H125ZM127 261H128V262H127ZM137 261H139V262H137ZM158 261H159V260H158ZM158 261H157V262H158ZM12 262H11V264H14V262H13V263H12ZM21 262H22V263H21ZM35 262H36V263H35ZM84 262H83V264H85ZM111 262H112V263H111ZM146 262H147V264H152V263H151V262H152V259H151V262H149V261H147V260H146ZM153 262H156V261L154 260ZM88 263H87V264H88ZM120 263H121V262H120ZM120 263H119V264H120ZM8 264H10V263H8ZM50 264H51V263H50ZM107 264H108V263H107ZM154 264H155V263H154Z\"/></svg>",
    "mask_w": 264,
    "mask_h": 264
},
{
    "label": "snow or ice",
    "instance_id": "obj_3",
    "mask_svg": "<svg viewBox=\"0 0 264 264\" xmlns=\"http://www.w3.org/2000/svg\"><path fill=\"white\" fill-rule=\"evenodd\" d=\"M113 264H119V262L118 261H114Z\"/></svg>",
    "mask_w": 264,
    "mask_h": 264
}]
</instances>
